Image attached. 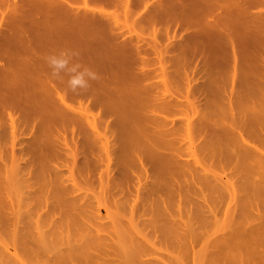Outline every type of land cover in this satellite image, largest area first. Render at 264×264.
I'll return each mask as SVG.
<instances>
[{"label":"rangeland","instance_id":"1","mask_svg":"<svg viewBox=\"0 0 264 264\" xmlns=\"http://www.w3.org/2000/svg\"><path fill=\"white\" fill-rule=\"evenodd\" d=\"M12 1L13 0H2V2H1V0H0V9L1 10L4 9V11L6 13L3 12V11L2 12L6 14V16H5V14H3L6 18H9L11 16V14L9 15V13H11L12 11H10L9 8L13 6V5H11L12 4ZM17 1L19 2L20 0H17ZM142 1L144 2L145 0H142ZM142 1H141L140 4H138L134 0L132 5H130L128 8H125L123 5L121 6L118 3L119 0H117L116 3H118V4L113 3V4L103 5L102 6V9L104 10L105 13H109L110 14L109 15L110 17H108V18L109 19L112 18L113 21L110 20L111 24H114V27L116 26L119 30H121L119 32H125L124 33L125 36H124V34L122 36H120V34H117V38L115 39V42H117L116 40H118V42L119 41L121 42L122 40H126L125 39V37H126V38H128V40H126L125 42H127V41H129V39L131 40L133 38L132 40H134V42H135L134 45H136V43H138V44L140 43L139 45H141V44L144 45V48L147 49V52L144 49H143V52H145V57L147 59H149L148 62L150 63V64H148V66L145 67V68H147V71L146 72L144 71V72L147 73L149 71L150 73H152V75L150 73L148 75V73H147V76L149 78L152 77V80L150 79L152 82H155V83H158L159 84V85H155V84H153V85L155 87L158 86V88H156V90H158V92L161 94V96H164L165 95L166 97L167 96L177 97V99H179L180 101H182V102L184 101L185 104L182 105V106H184L185 108L183 107L184 108L183 109L182 107H177V108L173 107L175 110L176 109L178 110L180 108L179 110H182V111H172L173 109L166 108V107H158V108L156 107L155 108V107H153V106H155V104L156 105L157 104H161V103H159L160 100H158V101L151 100L149 102V101H145L146 99H143L144 96L140 95L142 97V99L144 100V102H147L146 103L147 107L150 108V109L152 108L153 110L152 109L151 110L150 109H146V108H144L145 111L144 110H139L138 109L139 107L134 102H131L129 100L128 103H126L127 105H126L125 109L129 111V113L131 114V116H128L127 118H125V120H127V119L129 121L133 120V122H136V124H138V127H139L138 130H142L145 134H148L149 133L148 135H151V137H157L156 136L157 134H155L154 136H152V134H150L152 132V130H150V131L148 130V129H151V128L153 129V127H151L152 124H150V126H149L150 128L145 127L144 124H146V123L143 121V124H142V121H140V118H139L141 116H138L139 113L138 114H135V113H137L138 111H141V114L140 115H142V114H145V115L152 114L154 116V114H155L156 117L157 116H160L159 118H161V119H164L165 118L166 121H168V120H175V121L179 122L180 120H183V119L187 118L189 120L192 119L194 122H196L198 120L197 122L200 123L199 120L200 119H205V118L197 119V118H199L197 114L198 113L202 114L201 113L202 111L199 110V109H196L195 107H197V105L201 103L203 105H200V107H201L200 109L203 110V108H205V109L207 108L208 109L207 111L209 112V114H206V116H208V117L205 116L206 117L205 122H209L207 120H210L211 121V124H214L215 122L213 123L212 120H211L212 117L214 116L213 117V120L214 121H215V119L216 120H219L220 119V122H223L224 123V126L225 127L227 126L228 129H231V127L234 126L231 130H229V132L237 131L238 133H240V131H238V129L241 128L243 125H241V126L238 127V126H236L237 125L236 123L242 124L243 123V120L244 119H247L248 116H246L247 118L246 117H241V115L243 114L242 113L243 112V109L240 110L238 107L243 108V104H246L248 102H249L250 105H252L253 103H256L257 101L260 102L259 99L262 100V101H264L263 100L264 98H262V96L261 97H258V98L257 97L255 98V96H259V94H258L259 93V90H258L259 88H260V92H262L264 90V89L262 90V88H264V82H263L264 80L261 81L264 78V77H262V76H264V66H263V63H261L257 58H254V59H252V58L250 59L249 58L248 59V57H245V55H244L243 57H238L237 58V61H238V66L237 67H238V69H237V71H234V66H235L236 63H234V59L235 58H234V55H233L232 48L230 46L227 48V47H224V46L221 45L222 47L221 46H218V47H216L217 49L214 48L215 51L213 50L214 52H211L209 54V56H208L209 59H207L206 63H207V66L209 68V75L206 76V74L202 73L203 71H201V72L199 71L200 64H201L200 54H198V55L196 54V56L194 57V56H192L190 54V50L188 48H184V50H183L184 52H181V50H177L179 52H177V51H164V46L168 43L169 40H172V41H174V40L177 41L178 40L177 42H180L181 40L186 39L183 42L188 41V37H186V35H189L191 33L190 31H188L191 28H189L187 30H184L183 29V32L181 33L182 30L181 31L179 30L181 28L180 27H177V25H175L174 23L171 24V22L169 21V19H168L169 16H170L169 11H162L161 14L156 15L154 17H153L152 14H151L152 16L146 14L147 12L144 10L145 8L143 7L144 4L142 3ZM150 1L151 0H149L147 2L149 3ZM147 2H145V3H147ZM16 4H17V2H16ZM156 14H158V13L156 12ZM147 15L148 16H151V18H149ZM154 15H155V13H154ZM180 15H182V14H180ZM201 15L204 18L205 17L206 18L208 17V15H204V14H201ZM0 17H1V15H0ZM4 25H7V22H5ZM171 25H175L178 28V30L175 29V27H172ZM0 26H2V27H0L1 28L0 29V32H2V33H0V35L2 34L1 35L2 37L0 36V43H2L4 39L7 41V38L8 37H7V35H5L6 34L5 31L8 30V27L6 26V28H5L3 25H0ZM169 26H170V28H169ZM117 28H115V29H117ZM172 29L173 30L175 29L177 31H180V33H178L176 31V33H178V35L176 34V38H178V39H176L175 37H172L170 39L168 38V35L171 36V34H174V33H172V32H174ZM170 30H172V32ZM168 31H169V33L170 32L171 33L170 34L167 33ZM116 32H118V30H116ZM180 36H181L182 39L180 38ZM9 38H8V40H10ZM173 38H175V39H173ZM131 41H129V42H131ZM215 42H218V44L220 43L219 40H217ZM2 44H0V45H2ZM15 44H13V45H15ZM130 44H128V45H130ZM213 44L214 43H212V46H213ZM131 46H132V44H131ZM215 46H213V47H215ZM133 48H134V46H133ZM137 49H135V51H137ZM19 51H18V57H17L18 59H19V56H22V58H24V59L29 58L28 57V55H29L28 52L29 51H25L24 50L25 53H22L23 52L22 50H19ZM140 52H142V51H140ZM143 52L141 54H143ZM5 53H7V52H5ZM5 53L2 54V52H1V55H0L1 56L0 57V66L4 65L5 63H7V62H5V61H7V59L5 60L6 57H4V58L2 57V56H5ZM136 53L137 52H135V55H134L135 58L142 59V57H144L139 52H138L139 53L138 55ZM12 54H14V53L12 52ZM24 55H25V57H24ZM240 55H242V54H240ZM238 56H239V54H238ZM16 60L17 59L15 58V61ZM140 62L142 63V61H139L138 63L135 62L136 65L135 64L133 65L134 68L133 67L130 68L131 66H129V65H132V64L127 65V68H125V66H124L125 69L123 71L121 70L120 71L121 74L118 77H116V78H120L121 79V82L124 81L125 84H123V85H125L128 89L134 88V89H138L139 90L140 89L139 87H141V85L143 84V81H140L142 79H140L139 77H141L140 75L143 76V72L142 71L145 68H141V67H144L145 65L143 66ZM14 63H16V62H14ZM143 63H145V62H143ZM201 65H203V64H201ZM204 67L206 69H208L206 66H204ZM205 68H203V69H205ZM249 70H251V72L255 75L254 77H252V78L251 77H248V74L247 73L249 72ZM245 71H247L246 74L244 73ZM25 72L26 71H23L22 73L24 74ZM24 75H26L27 78L30 76V75H28V73L27 74H24ZM200 75H203V76L205 75V76L203 78H201ZM144 76H143V78L147 77V76H145V77ZM65 77L67 78V76H65ZM249 78L252 79V80H250ZM8 80H9V77L4 72H1L0 71V83H1L0 85H5ZM150 80H148V81L151 82ZM203 81H205V83L207 84L206 87H205V89L207 88L206 90L203 87V86H205L203 84L204 83ZM149 82L146 81V83H148V84H149ZM188 83H190V85H194V90L193 89L191 90V88H189L190 85ZM200 83L203 84V86H201V87L198 86L201 89L197 88V85H196V84H199L200 85ZM252 84H253V86L255 84V88L254 89L251 86H249V85H252ZM143 85L146 86L145 84H143ZM153 85H150V86H153ZM256 86H257V88L258 87L259 88L257 89ZM249 87H251V88H249ZM150 88L151 87H149L147 90H149ZM195 88H197L198 90H200V92L198 93V90L197 89L195 90ZM153 89L155 90V88L153 87L149 91L151 92V91H153ZM248 89H251L253 92L251 90H248ZM140 90H143V89H140ZM203 90H205V95L207 97L205 95H203V96H205L206 99L204 97H199L201 95L200 94L201 91H203ZM207 90H208V93H207ZM214 90L216 92L217 91H220V92L213 93ZM255 90L257 92H254ZM155 92L156 93H152L151 94L152 97L154 96V94H155V96H157L158 92L157 91H155ZM195 92L198 93V94H195ZM227 93L229 94L228 96L230 98H228ZM254 93H256V94H254ZM160 94H158V95H160ZM214 94H219L220 96L221 95L222 96L221 97L218 96V95L215 96ZM252 94H254V95H252ZM262 94H264V91L262 92ZM151 95H149V96H151ZM155 96L152 99H156ZM225 96L228 99H226ZM219 97L220 98L223 97L221 103L218 102ZM145 98H147V97L145 96ZM200 98H204V99H200ZM246 98H248V100H246L247 102L245 101ZM253 98H255V99H253ZM148 99L149 98H147V100ZM160 99L163 100V97H160ZM249 99L252 100V101H254V100H257V101L251 102ZM203 100L205 101L204 103H206V101H207V103L205 105L208 104L205 107H202V106H204V103H202ZM152 101H154L153 102V106H152ZM214 101L216 102V104H215ZM156 102H158V103H156ZM148 103H150L149 106H151V107L148 106ZM186 103L189 104L190 106L187 105ZM217 104H219L220 106H225L224 107V111H225V117L224 118H222V114H224V112L223 111H220V110H223V109H220L219 110V108H221V107L216 108L214 106V105L219 106ZM130 105L132 107H135V109H133L131 107V110H130V107H129ZM141 105H139V106H141ZM231 105L236 106V108L238 110V111L236 110L237 112L242 111L239 116H237V114H236V116H235V114H233V108H231V107H234V106H231ZM246 105H248V104H246ZM253 105H255L254 107H260V106H258L259 104H257V105L256 104H253ZM261 105H263V104H261ZM92 106H93V104L90 105V106H88V107L91 108ZM166 106H168V105H166ZM249 106H247V107H249ZM191 107H194V109L196 110V112H193L192 110H194V109L191 108ZM90 108L87 109V110H91V111H88V114L90 116H94L93 118L96 117L97 119H98V117L99 118L101 117V119L105 118V117H102V115H101L102 113L99 114L100 113L99 111L101 110L100 107H98L99 109H97V108H91L90 109ZM159 108H160V110H162L161 108H163V109L166 108V109H170V110L169 111L168 110L164 111L165 110L164 109L163 111H160ZM171 108H172V106H171ZM214 108H215V113L218 112L216 115L213 113L214 112V110H213ZM226 108H228V109H226ZM132 109L135 110V111H133ZM256 109H258V108H256ZM197 110L198 111H201V112H197ZM230 110L232 111V114L234 116L232 114L230 115V113H231ZM245 110H246V108H245ZM2 111L0 110V160L2 161V162L0 161L1 162L0 163V169L2 168L3 171H2V169L0 170V189L2 188V191H3V193L5 195H3L2 191L0 190V220L2 221V222L0 221V264H10V261L13 262L11 264H29V263H31V264H60V262L62 264H66V263L67 264H72V263H74V264L75 263L76 264H80L79 263L80 261L82 263H85V264H87V262H89V264H92L93 262H95L94 264H99V263L100 264H145L143 261L144 260L146 261L148 259H150L151 262H154L155 260H157V261L160 262V263L155 262L154 264H170V263L171 264H194V263H196V264H198V263L199 264H202V263L203 264H207V263L208 264L209 263H211V264H218V262L221 261L220 259H222V264H264V248L261 246L263 248L262 249L260 247V245H257L256 242H255V241H257L258 244L263 243V241H260V239H258V236L262 240L264 239V227H262V226H264V222L261 221V220H264V212L262 213V211H264V209H263L264 208V205H263L264 203H261V202L264 201V194L260 193V190L261 189H263V190H261V192L264 191V185H262V186L259 187L260 183H263L264 184V182H258V180H261L262 181V179L264 178V176H263L264 175L263 174L264 172H262L264 170L261 171V169H260L261 164H259V162L262 159H260V161L259 160L257 161L258 158H254L255 155L253 156L251 154L252 152L251 153H248L245 150H243V152H242V149H241L242 146L241 145H243V144L240 141H236L235 144H237V146L234 145V147H232L233 146L232 144L234 143V140L229 141L230 139H232V137H229V134H231V133L228 134V132H226V130H224V132H223V131H221L219 129V132H212L211 126L208 127L206 125L207 129H210V130H208V133H211L212 132L211 134H209L207 136L206 135H203L204 136L203 139L205 141L203 144L206 145V151L205 152H202V154H201L200 153V151H201L200 149H198L197 151H195L194 149L196 147L194 148V146H192V147H190V149H187V150L182 151V152H184V153L186 152V154H188V155L184 156L185 158H181L183 156L180 155L181 157H179L177 159H174L175 160L174 162H172L170 160V158H172V160L174 158V156L171 155L173 153H170V152H173L172 149L174 147H176V145L175 146L170 145V146H172V148L171 149L168 148V149H170L172 151L167 150L166 152H163L164 150H162V149H165L166 147H163V148H158L157 147V149H156V147L154 146L152 140H149V141L146 140V139H149L150 137L138 139L140 142H142L141 139H145L144 140V141H146L145 144H148L149 145V149H147L146 147H144L143 150H145V148H146V150H149L148 151L149 153L151 151V153H153L155 156H156V153L159 152V150H161L163 152L162 154L159 153V155L157 156V158L160 157L159 158L160 160L162 158V161L165 162L164 164L167 165L168 167H170L168 170H164L165 168H163L164 167L163 164L162 165L161 164H153L154 166H151L152 163H155L152 160V157L153 156H152L151 153H150L151 155H149V156H152V157H150V159H151L150 161H152V162H150V163L148 162L150 165L147 164L146 162L149 161V157H146L147 155H144L143 156L142 154H140L141 155L140 156L139 154H134V153H144V151L140 152L139 150H138V152H136L137 151L136 150V151H134V153H130V154H134L133 156H129L130 154L128 155V157L137 158V160H135V164H134V160L128 158L127 156H125L126 158L123 157L121 159L120 158L114 159L115 155L114 154H111L110 157L112 156V159L109 158V160H113L114 162L110 161L111 162V165H110V167H108V165L110 164V162H109L108 159L107 160L105 159L106 161H104V158H106V156L104 155V158H103V155H102L103 154L102 152H105L106 153V151H104V149L102 150L101 149L102 147L100 145H97L98 143L95 144V145H93L94 146L92 148L93 149L92 150L93 151V154H90L91 152L90 153H87V151L91 150V148H89V150H86V149L84 150L83 149V146H81L82 147V152H83V150L86 151V153H87V154H85L86 156L85 155H81V154H84V152L81 153L80 151H78V152H76V153H78L77 155L76 154H73L77 158L75 156L72 157L71 153L69 152L70 151L69 149H71L73 147H70L69 148V145L70 146H73L74 144H76V145L79 144L78 145L79 147L76 146V145H74V146H76L74 149H78L79 150V148H81L79 141L81 140V142H83L82 137H80L79 134L78 135L77 134L73 135V133H70V130L64 129L65 126H63L64 128L62 129L64 131H60L61 127H60V129H58L57 127L62 126V124H53V122H52L53 119L52 118H50V121H48L49 122L48 123L49 126L48 125L46 126L49 129H45L44 130V126L46 124L44 122H46V121L42 122L41 121L42 118L39 119L40 116L39 117L36 116L34 112H31V111L23 112L22 116L25 117L29 122H25L27 120H24V122L21 123L20 126H19L20 129L17 131V132H20V134H16V135L13 136L12 135L13 134L12 133V127H10L9 124L7 123V117H6L5 114L3 115L5 119L3 118L2 114L4 112H2ZM203 111H206V110H203ZM210 111L213 113V115L211 114ZM227 111H228V113H227ZM247 111H249V110H247ZM250 111H252V110H250ZM262 111H264V107L262 108V110H260V112H262ZM102 112H107V111H104L102 109ZM143 112H146V113H143ZM158 112H160V113H158ZM255 112H256V110H254V112H252V113L251 112L248 113V112H245L244 111L245 115H249V118L253 121V122H249V123H254L253 127L255 129H257V130H254L253 132H255L256 135H259L260 134V136H261V137L259 136V139H257L258 140V143L259 142H262V144H264L263 143L264 141H261L260 140V139H263L264 138L263 137L264 135H261V134H264V128L262 127L264 125V120H263L264 117H262V116H264V114L263 113H260L258 111L260 114H262L260 116L256 112V114L258 115L257 119L259 117H261L259 119H262L263 118L262 121L256 122L257 120H253V118H255V116H254L255 114H253V113H255ZM203 113H206V112H203ZM228 114H229V116H228ZM251 115H252V117L253 116L254 117L251 118ZM112 116L113 115H111V117H107V119H106L107 121L105 122V125L107 124L108 121H110V119L112 118ZM232 116H233V119H231ZM147 117L144 116V119L147 118ZM117 118H119V117H117ZM1 119L4 120V124L3 125H5V126L1 125L2 124ZM44 119H46V118H44ZM195 119H197V120H195ZM236 119H238V120L242 119V121H238ZM250 119H248V120H250ZM46 120H48V119H46ZM104 120L102 122H104ZM117 120H118V123H113V121L111 122L113 124V126H109L108 125L109 126L108 128H110V129L106 128L108 130V133H107L108 135L110 134L109 131H111V133H113V131L114 132H116V131L119 132L120 131L119 133H121V131L123 132V130H119V128H120L119 125H122L121 129H123L124 128V123H125L126 126L129 125L128 127H130V126H132V124H134V123H131V125H130V124H128L129 121H127V124H126V122H123L120 119H117ZM5 121H6V123L8 125L5 124ZM201 121L204 122V120H201ZM244 121H246V120H244ZM40 122H41V124H38ZM114 122H116V121H114ZM216 122L219 123V121H216ZM246 122H248V121H246ZM260 122L263 124V125L261 124V127L262 128L260 126H258L259 125L258 123H260ZM249 123H247V124H249ZM101 124H102L101 128L105 127V125H103L104 123H101ZM201 124L202 123H200V125ZM147 125H149V124H147ZM217 125H219V127H220V124H217ZM244 125H246V124H244ZM98 126H100V123H99ZM134 126L135 127L130 128V129H132L131 131H133V130L135 131V128H136L137 125L134 124ZM255 126H258V127H255ZM225 127H223L222 130ZM236 127H237V130L236 129L234 130V128H236ZM247 127H249V128H247ZM247 127H245V128H246V130L249 129V133L244 134L245 133L244 131H246L245 129L243 131L241 130V133L244 134V135L242 134V137L244 139L249 140L248 138H250V139L252 138V134H251L250 130L253 127H252L251 124L249 126H247ZM157 128L161 129L162 127L161 126H158V127L154 128V129H157ZM218 128L216 127V129H218ZM54 129H56V130H54ZM57 129L61 133V134H59V136L60 135H61V137L64 136V139H66L67 143L70 142L68 145H65L66 144L65 143L66 141L61 142L62 141L61 138L58 137L57 135H55V132L57 131ZM202 129H201V131H202ZM204 129L207 130L205 127H204ZM126 130H128V128L127 129L124 128V132ZM205 130H204V133L203 132H201V133L208 134V133H205V132H207ZM43 131H44V133H46V135L43 133ZM67 131H69V132H67ZM131 131H128L127 133L130 134ZM136 131H137V129H136ZM181 131H182L181 132L182 134H180L181 137L178 136V138L180 139V140H178V142L182 140V143H183V142H185V141H187V140H189L191 138H192V140L193 139H196V135L197 134L195 135V133L193 132L195 130H193L191 132H189V131L186 132V131H183V130H181ZM146 132H148V133H146ZM153 132H155V131L153 130ZM179 132H176V133H178L177 135H179ZM63 133H64V135H62ZM119 133H116V134H118V135H116L117 137H121L123 135V134H119ZM140 133L141 132H139L138 134H140ZM157 133H159V132H157ZM187 133H189V134H187ZM214 133H216V134H214ZM217 133H220L219 134V137H216V136H218ZM226 133H227L229 139H228V137L226 135L224 137V134H226ZM132 134H135V133L133 132ZM160 134H162V133H160ZM233 134H235V136L233 138H235L236 136H240L239 134L237 135L236 132H234ZM52 135H54V136H52ZM86 135H88V134H86ZM113 135L110 136V137L112 138ZM162 135H164V134H162ZM166 135H169V134H166ZM171 135H173V134H171ZM174 135L176 136V134H174ZM73 136H74V140L72 138V140H73L72 141L69 138H71ZM133 136H134V139H135L137 135H133ZM158 136H161V135H158ZM175 136H172V137L178 139ZM205 136L207 138H211L212 141L210 139L207 140V138ZM212 136H214V137H212ZM221 136H223L224 138H222ZM84 137H88V136H84ZM117 137H114V139L117 138ZM124 137L126 138L127 136H124ZM124 137H121V138L124 139ZM142 137H143V135H142ZM246 137H248V138H246ZM45 138H46V140H45ZM56 138H60V139L58 140ZM121 138H118V139H121ZM159 138H161V137H158L157 139L159 140ZM19 139H20L21 142L19 141ZM40 139H43L44 140V141L41 140V142H49V141H51L50 143H46L47 145L48 144H50V145L52 144L51 146H53L52 147V150L50 152L48 150L51 147H49V149L47 151L45 150V149H47V146L44 145L45 147L42 148L43 149L42 151H45V155L48 158H46L43 155L44 153H42V151L39 150V149H41V148H39V146L38 147H34V146H36L35 143L40 142ZM51 139L54 140L55 142H58V143H55L53 141V143H54L53 144ZM88 139H86V140H88ZM152 139H153V141L156 140L154 138H152ZM164 139H167V138H164ZM168 139L169 140H172V139H170V137H168ZM183 139H185V140H183ZM201 139H202L201 137L200 138H197V141H194L193 140V143L194 144L195 143L197 144ZM93 140L96 143L97 140H95V139H93ZM126 140H128V139L126 138ZM237 140H239V138ZM13 141H14V143H13ZM17 141H19V143ZM22 141H24V142L22 143ZM114 141H116V140H112L110 146L115 145L113 143ZM201 141H203V140H201ZM214 141H216V142L214 143ZM59 142L62 143V144H60ZM136 142H138V141H136ZM136 142H134V144H136ZM227 142L229 144L231 143L230 146H228L229 144ZM87 143H88V141H86L85 145L88 147L89 145ZM91 143H93V142H91ZM116 143L117 144L115 146H113V148L114 149H117V151L115 150V152H117V154H118V155H116V157H117V156L121 155V154L118 153V151L121 153V151L119 150V149L122 148L121 146L126 147V146H128V144L125 146V145L122 144L123 142H121V145L119 146L120 148H116V146H118V141ZM126 143H128V142H126ZM159 143H161V142H159ZM162 143L160 145H158V146H161L162 147V145H163ZM200 143H202V142H200ZM10 144L14 145L13 148L11 147L12 145H10ZM17 144H19V145H17ZM145 144L144 145L142 144V145L145 146ZM166 144H169V143H166ZM179 144H181V143L179 142L177 145L179 146ZM216 144H217L218 147L215 146ZM27 145H29V146H27ZM131 145H133V144H130L127 149H129V148L132 149L131 148ZM138 145L140 146V144H138ZM40 146L42 147L43 145H40ZM86 146L84 148H86ZM163 146H165V145H163ZM200 146H203V145H200ZM14 147H16L17 149L14 148ZM25 147H26V149H24ZM90 147H92V146H90ZM97 147H99L101 151L100 150L98 151V148ZM236 147H238L241 150L235 149ZM62 148H65V150L62 149ZM110 148H112V147H109V149ZM138 148L140 149L142 147H137V146L134 147V149H138ZM178 148L179 147H176L177 151H179ZM183 148H185V146H183ZM212 148L217 149V153H220V152H222V153L221 154H218L219 156L218 155L215 156L216 153L214 154L212 152ZM261 148L263 149L264 147H261ZM33 149H37L38 152L35 151V153H40L39 156L40 155L43 156V158H42L43 159V163L45 161H46L45 163L50 162L49 163L50 166L47 167V165L45 163H44L43 166H40L39 164H41V163H39V162L36 165V162H37L36 159L39 160V158L33 156L34 159H35V161L32 159V154L34 152ZM74 149H72V152L75 151ZM114 149H112V150L114 151ZM127 149L122 150V151L128 153V150ZM134 149H132V150H134ZM13 150H14V152H17L18 154L15 153L16 155H13L11 153V152H13ZM94 150H96V151H94ZM174 150H175V148H174ZM20 151L21 152H24V153H19ZM29 151H31V153ZM177 151H175L174 154H177V156H179V154L177 153ZM192 151H193V154H194L193 156L189 154ZM236 151L237 152L238 151H241L243 154L242 155H240V154L237 155V152ZM262 151H264V150H261V152ZM94 152H96V153H94ZM209 152L211 154H209ZM241 152H239V153H241ZM27 153H28V155L31 154L30 155L31 157L28 156ZM65 153H66V155H65ZM97 153H98L99 156H95V155H97ZM244 153H246V154H244ZM9 154H10L11 157L9 156ZM21 154H22V156H21ZM23 154H25V156ZM123 155H125V154H122L121 156H123ZM19 156H21V157H19ZM42 156H40V157H42ZM242 156H245L247 158L242 157ZM142 157L143 158L146 157L147 160L146 159H143ZM215 157H218V159H216V161L214 160ZM45 158L47 160H50V161L44 160ZM127 158L129 160H131L132 164L136 165L137 167L134 166V165H130V164L127 165L128 168H127V166H123V165H120V164L119 165L118 164L116 165L115 162H117V161H115V160L120 159V160H118V163H120L121 160H128ZM138 158H140V159L138 160ZM180 158H181L182 161L188 162L192 166H194V165L196 166V167H193V168H196L197 169V171L193 170V171H195L194 172L195 173L194 176L197 175L196 178L194 176H191V175H193V174H191V173H193V172H191L193 168H190V171L189 172H191V173H189V175L191 176V178H189L190 176H188V174L185 172L186 170H183L182 169L183 167H179L178 166V165L182 166V164H178L177 163L174 167H171L170 166V165L173 166V164L176 161L180 160ZM196 158H197L198 161H194L193 160V159H196ZM42 159L40 158V160H42ZM86 159L89 162H87ZM101 159H103V160L100 161ZM154 159H156V158H154ZM243 159L245 161L250 160V162L249 161L248 162L250 164L252 162V165H249L247 162H243L244 161ZM28 160L29 161L32 160V162H35V164H33L31 161L28 162ZM72 160L74 162H72ZM81 160H83V161H81ZM144 160H146V161H144ZM160 160H158L159 163H160ZM217 160H219V162H217ZM255 160L257 161V163L255 162ZM24 161H26V162H24ZM65 161H66V164L64 163ZM103 161H104V163H103ZM138 161L139 162L142 161L141 162V165H140V163L137 164ZM53 162L60 163V164H56V163H53ZM71 162H72L71 167H69V169L71 170L70 171L68 169L67 165L70 164ZM79 162H80V166L81 167H84V170H83V168H81L79 166ZM90 162H91V166L86 167L87 164L89 165ZM131 162H129V161H127V162L126 161H122L121 163L125 165V163L127 164V163H131ZM185 162H183V163H185ZM191 162L192 163H195V164H192ZM212 162H214V163L212 164ZM10 163L13 164V165H10ZM83 163L86 164V165H84ZM92 163H93V165L95 167L92 166ZM100 163H103L104 165H102ZM106 163H109V164L106 166L105 165ZM205 163H206V165H205ZM210 163L212 165H214L213 166L214 168H210V166H212V165H210ZM28 164H29V166L27 167ZM53 164L54 165L56 164L55 167H53L54 166ZM63 164H65V166ZM59 165H62V166H59ZM72 165H74V166H72ZM96 165L97 166H100V167H97ZM207 165L208 166L210 165V166L208 167ZM68 166H70V165H68ZM129 166L131 168H129ZM157 166H163V167L158 168ZM203 166H204V168L207 167V169L210 171V173L207 170H204L203 171V169H202ZM251 166H253V167H251ZM5 167L8 170L5 169ZM16 167H18V168H16ZM21 167L24 168V170L22 169L23 172H24V174H23V172H21L22 171L21 170ZM44 167H45V169H44ZM46 167L48 168V170H47ZM72 167H73V169H75V171L72 169ZM90 167H92V168H90ZM106 167H108L107 169H110V171H112L109 174L110 177L107 175L108 178H106V174L105 173H102V172H105V170H106V173H107L108 170L106 169ZM123 167L125 168V170H124ZM152 167L154 169L157 168L156 171L158 169H159V171L163 170L161 172H164L163 173L164 175L162 174V176H160L162 179H160V177L152 176L153 174L154 175H157L156 172H152V171H154V170H152ZM168 167H166V169ZM186 167H190V166L186 163ZM215 167H216V169H215ZM254 167H256L255 169L258 171L257 173L254 172V169H253ZM54 168H56V169H54ZM88 168L89 169H92V171L91 170L89 171ZM100 168H101V170H100ZM114 168H115V171H114ZM13 169H15V170H13ZM120 169H122L124 171H121ZM198 169H199V171H198ZM212 169H215L217 171V173H216V171H214ZM263 169H264V167H263ZM35 170H38V171H35ZM67 170H68V173L69 172L72 173V174L70 173V176L67 175L68 174L66 172ZM130 170H131L132 173L130 172ZM19 171H20V173H19ZM87 171L90 172V173H88ZM96 171H97L96 174H98V175L94 174ZM120 171H121L122 174L119 173ZM136 171H138L137 173L140 172V175L141 176H144V178H141L143 180L140 179V176H139V174L136 173ZM166 171H168V173L171 172V174H169V175H172L174 173L175 175H178V176H173L175 178L174 179L172 176H168L167 174H165V173H167ZM84 172H86V173H84ZM100 172H101V175L99 174ZM113 172H114V174H113ZM203 172L204 173H207V174L205 175ZM52 173H53V175H52ZM80 173H82V175ZM211 173H215L222 182L223 181H226V180L229 181L230 179L232 181H234L235 182V185H232L234 183L231 184L232 181L227 182V183H229V185L231 184L233 186L232 188H234V190H235V191L232 190L233 192L239 194V196H241L240 194H242V196H244L243 198L245 200H247L248 202L246 203L245 200L243 198L238 197L237 194H233V196H237L238 198L237 197H229V196H232V195H229V194L233 193V192L229 191L230 190V187L227 186V189H226V185H224L225 182L222 183V182L218 181L219 179L217 180V178L216 179L212 178L211 176H215V175H211ZM103 174H105V176H103L105 178L102 179L100 176H102ZM201 174L204 175L205 179H202L203 176H201ZM62 175L64 177H66L65 179H67V182H66V180L64 179V177ZM86 175L88 176L87 178H86ZM111 175L114 178H111L112 177ZM165 175L168 176L167 178L172 177L174 180H177L179 178V176H181L182 179L179 178L177 180L178 181V185L176 184L177 181L174 182L171 178L169 179V180H172V182L174 184H176V185H174L175 187L172 184H168V183H171L170 181H168V183H166L168 185H165V183H164L165 181H164L163 182L164 184H162L163 188H164V186H165V188H166V186L168 188L166 190L164 189V191H162L163 188H161L162 190L160 191V186H157V185H159L160 183H162L163 180H167L165 178ZM96 176H98V178ZM157 176H159V175H157ZM59 177L62 178L65 182H62ZM193 177H194L195 180L193 179ZM48 178H50V180ZM53 178H56V179L53 180ZM68 178H70V180H68ZM84 178H86V179H84ZM99 178H101V179H99ZM225 178H227V179L225 180ZM228 178H230V179H228ZM106 179H107V181L111 179L113 182L112 181H110V182L108 181L107 182ZM138 179H140V180H138ZM199 179H201L202 182L204 181V183H201V181ZM208 179H210V180L212 179L215 183H218V185H216V187H214L215 184L213 183V181L211 180V183L209 184L210 180L208 181ZM187 180H188V182L186 183ZM31 181H32V184H33L32 185V188H30ZM58 181H59V183H58ZM97 181H99L98 182L99 185H98V183H96ZM138 181L139 182L142 181L141 183H144V184L146 183V184L145 185L143 184L142 185L143 187H142L141 186V183H139ZM179 181H180V184H179ZM34 182H36V184ZM117 182H118V184H117ZM191 182H193V184L195 186ZM53 183H55V184H53ZM67 183L69 185L72 184L71 186L74 188V191H72L73 188L68 189V187H67L68 184ZM108 183H110L109 185L111 187L108 185ZM198 183L200 184L199 186L196 185ZM219 183H222V184H219ZM241 183L243 184L242 187L239 186V184H241ZM41 184H42V186H41ZM135 184H137V187H136ZM211 184H214V186H211ZM63 185L66 186L65 189H64L65 186H63ZM83 185H84V187H83ZM118 185H122V186H118ZM123 185H125V186H123ZM139 186L142 187V188H139ZM221 186H222V188H220ZM205 187H208V188H205ZM236 187H237V190H236ZM239 187H241L243 190L242 189L240 190ZM244 187H246L245 190H244ZM256 187H258V190L259 191L257 190ZM138 188H139V190L136 191ZM219 188H220V191H222L221 189H223L225 191H222L220 194H218L219 190H217V189H219ZM38 189H40V190H38ZM60 189H62V191ZM118 189H120L119 192H117ZM215 189H216V192H214ZM43 190H44V193L41 192ZM59 190H60V192H59ZM127 190H129V192H126ZM133 190H135V191L133 192ZM173 190L175 192L177 190L179 191V193H178V191L176 192L178 194L177 195L178 197L176 196V193L173 192ZM146 191H149V192H146ZM199 191L202 194H200ZM210 191L213 192L214 195L212 193H210ZM71 192H72L73 195L76 196V197L74 196V198H73L75 201H73L72 198H69V197L73 196L71 194ZM223 192H226V193H223ZM122 193H124L125 195L124 194L123 195H120ZM157 193L160 195V197L158 196ZM181 193H182V196H181ZM8 194H9V196H6ZM60 194L61 195L63 194V196H65L66 198L64 197V199H63V196H61ZM88 194H90V195H88ZM97 194H99V195L97 196ZM109 194H111V195H109ZM127 194H129V195H127ZM169 194H171V195H169ZM260 194H261V196H260ZM103 195L104 196L108 195V196H106L107 197L106 198ZM115 195H118L119 197H117ZM215 195H216V197H215ZM4 196L6 197V199L4 198ZM166 196H168V197L166 198ZM179 196H180V198H179ZM208 196H209V198H206ZM219 196H221V198ZM57 197H58V199H57ZM115 197H117V198L116 199H113ZM175 197H177V198H175ZM182 197H185V199L182 198ZM257 197H259V198H257ZM44 198L46 199V201H45ZM75 198H77V199H75ZM109 198H111V199H109ZM135 198L137 200V204H136V201L134 202V199ZM146 198H148V199H146ZM164 198H166V199H164ZM229 198L230 199L231 198H235L236 201H234V199H233L232 201H234V202H232L231 204L230 203H227V202H230L231 201V200H229ZM130 199H133V201L132 200L131 201H128ZM176 199L179 202H177V201L174 202V200H176ZM205 199H206V202L208 203V205L204 201ZM208 199L211 200L210 201L211 204L209 203V200ZM237 199H240V203L242 202L241 205H242L243 209H240V210L242 211V210L245 209L244 212H241L240 211L241 212L240 213L235 208L236 205H238V203H237L238 200ZM254 199H258L257 200V201H259L258 204L259 205L262 204V205L259 206L254 201ZM52 200H54V201H52ZM82 200H84V201H82ZM111 200H113V201H111ZM118 200L120 202V205H117V204H119ZM219 200H221V201H219ZM251 200H253L254 202L251 201ZM65 201H67V202H65ZM146 201L148 203L145 205L144 203H146ZM201 201H202V204H201ZM5 202H7V203L5 204ZM58 202H60V203H58ZM188 202H189V204H188ZM251 202L252 203H255V204H251ZM61 203H63V205ZM108 203H109L110 206L108 205ZM111 203H112V205H111ZM134 204H136V205H139L140 204L138 207L135 208L136 210H134V207L133 206H136ZM248 204L250 205L249 206L250 208L248 207ZM9 205H12V206L9 207ZM47 205H49V206H47ZM165 205H168V208L166 206L167 209L165 208ZM198 205H199V207H198ZM228 205H230V207ZM251 205H253V206H251ZM6 206H7V209H6ZM118 206H121V207L120 208H117ZM142 206H144V208L145 207H148V209L147 210L146 209H143ZM178 206H180V208ZM208 206H210V207H208ZM3 207L5 208V210H4ZM163 207L166 210H168L167 211L168 214H169V212H171V216L169 214L170 217H168V214H165L167 212H166V210ZM228 207L230 208L229 210H228ZM108 208L111 211H109ZM226 208H227L226 211H228V212H225L224 213L223 210H225ZM239 208H241V207H238V209ZM251 208H253V209H251ZM59 209H60V211H59ZM64 209H66V210L64 211ZM171 209H173V210H171ZM174 209H176V210L174 211ZM205 209H208V210H205ZM231 209H234L236 211L231 210ZM248 209H249V211H248ZM38 210L40 211L39 213H38ZM116 210H117V212H116ZM149 210H151V211H149ZM209 210L210 211H213V212H210ZM220 210H221V212H220ZM82 211H83V214H85V215H83L81 213ZM131 211H132V213L135 212V216L136 215L137 216L136 217H133L134 215L132 213H130ZM145 211H146V213H144ZM183 211H185V212H183ZM204 211H205V213H204ZM250 211H252L257 216L256 217L254 215L256 217V220L257 221L254 220V218H252V216H250V214L253 215V213L250 212ZM13 212H15V214L17 213V215H18V219L17 220H15V218H16L17 215H15ZM113 212H115V213H113ZM141 212L144 213V215ZM226 213H227V215H226ZM239 213L242 215L241 217H243L244 215L245 216H248V218L243 217V219L245 218V220H246L245 223H244L243 220H239L240 221L239 224L237 223L238 220H236V219H238L237 218L238 216H236L235 214H237V215L240 216ZM244 213H249V214L246 215ZM129 214H131V216H129ZM184 214L187 217H185ZM212 214H214V215H212ZM44 215H45V217H44ZM49 215H50L51 218L49 217ZM86 215H87V217H85ZM175 215H176V217H174ZM220 215H222V216H220ZM234 215H235V218H234ZM78 216H80V217L78 218ZM212 216H215L216 218L214 219V218H212ZM226 216L230 218V221L229 220H226V219H228V218H226ZM1 217H2V219H1ZM94 217L97 218V219H95ZM128 217H130V218H128ZM172 217H173V220L172 219L169 220V218H172ZM183 217L184 218H187V219H184ZM208 217H210V218H208ZM241 217H239V219H242ZM100 218H102L101 219L102 221L99 220ZM110 218H111L112 221L110 220V222H109V219ZM139 218L142 219V220H140ZM233 218L235 219L234 220L235 222H233V220H232ZM83 219H85V221ZM128 219H129V221H127ZM174 219L178 220V222H179V225L176 226V228L174 226V222H176V220H174ZM179 219H180V221H179ZM182 220H183V222H181ZM193 220H196L197 223L195 221H193ZM94 221H96V223ZM103 221L104 222H107L106 224L110 228H107L106 225L104 227V224L105 223L102 224ZM132 221H134V222H132ZM136 221H140V222L139 223H136ZM161 221H163V222H161ZM198 221H201L202 223H199ZM223 221H224V223H223ZM260 221L263 222V223H261V225L259 223ZM84 222H85V224H84ZM92 222H93V224L94 223L96 224V225L95 224L93 225L94 227L91 226L92 225ZM191 222L193 224L190 225ZM241 222H243V223H241ZM250 222H251V224H250ZM256 222L259 223V224L257 225ZM17 223H20V225L17 224ZM22 223H23V226H22ZM81 223H82V225H81ZM126 223H128V225ZM158 223H160V224H158ZM180 223H182V224H180ZM194 223H196V224H194ZM203 223H204V226H202ZM234 223H237L239 226L237 224L235 225ZM15 224H17V225H15ZM97 224H100V225L102 224V226L101 227L99 225L97 226ZM129 224L135 226V227H132L131 226L132 228H135V229H131V227H130ZM134 224H136V225H134ZM144 224H146V226ZM153 224H155L154 227L152 226ZM156 224H158L159 227ZM170 224H172L171 226L173 228L170 226ZM197 224L199 225V227H196V226H198ZM226 224H228L229 227H231V228H227V229H230L229 231L231 233L235 229H238L239 230L240 227L243 228L242 230L240 228L241 231H235V233L233 232L234 235L238 234V235H236V237L237 236L239 237V235H240L239 232L241 233L240 236H242L245 233L247 234V235H243L242 236V239H239V241H241L240 244L235 243L236 241L234 240L233 243H235L236 245L238 244L237 246L240 245L239 246L240 247L239 249L235 246L236 249H237L236 252H233L232 251V248L231 247H234L233 245L231 247L230 246H227V245H223L222 247L219 246V245H221L220 244L221 242H226V241L225 240L224 241L223 240L219 241L220 240L219 239L220 237H218V236H220V233L221 232L220 231H217V233L219 232V234H217L218 235L217 236L215 230H218V229L219 230H224L223 229V225H224V228H225V225ZM240 224H241V226H240ZM18 225L20 227H18ZM242 225H244V226L247 225V227H243ZM254 225H255L256 229L254 228ZM27 227H28V229H26ZM89 227H93V229H91ZM226 227H228V226H226ZM248 227L249 228L251 227V228L249 229ZM260 227L263 228V233H256L255 230H257V228L260 229ZM105 228H107L108 230H106ZM141 228H143L144 230L141 229ZM160 228H161L162 231L160 230ZM178 228H181V229L177 230V231H179V233L176 234L175 233L176 231L174 232L172 229L176 230ZM262 228L260 230H262ZM14 229H15V231H13ZM86 229L87 230L88 229L91 230V231H89V234H88V231ZM102 229H105L106 232L102 231ZM149 229H151V230L149 231ZM182 229H184V230H182ZM248 229L250 231H248ZM37 230L39 232H41V233H37L38 232ZM132 230L134 232L137 231V233L136 234L133 233ZM195 230L198 232L197 235L194 234L195 233ZM252 230H254V231L251 232ZM16 231H18V232H16ZM107 231H109V233H107ZM138 231L141 232V233H144V234H141L142 236H140V234H138ZM147 231L149 233L150 232H155V233L149 234ZM183 231H185V233H183L184 235L182 236V233L181 232H183ZM229 231H227V232H223L222 231L223 233H221V236H222L221 239H224L223 237H224L225 234H227V236L228 235H231L230 233L228 234ZM92 232H94V233L92 234ZM95 232L98 234V236H97V234ZM172 232H174V233H172ZM210 232H213V233H210ZM259 232H262V231H259ZM207 233L208 234H211V235H207V236H209V238H208V241L209 242L206 244L207 246L204 247L205 239H207V237L204 239V236H206ZM94 234H96V235H94ZM103 234H105V235H103ZM162 234H164L163 236H166V237H164V239L160 238V237H162ZM172 234H175V235H172ZM222 234H224V235H222ZM250 234L252 235L253 238H256V240H253L252 238H250L251 237ZM156 235H158V236H156ZM177 235H179V237H181L179 239H183V240L184 239H187L188 241L186 240V241H184V243H183L182 240L178 241V238H177L178 236ZM185 235H186V237H185ZM146 236L149 237V239H147ZM227 236H225V238ZM232 236H233V234L229 238H233ZM150 237H152V238L155 237L156 240L154 238L151 240ZM182 237H185V238H182ZM188 237H189L190 240H192L191 242L188 239ZM210 237H213V238L210 239ZM248 237L250 239H252V240L251 241H248V240H250ZM100 238H101V240H100ZM144 238H146L145 241H144ZM169 238H171L172 240L169 239ZM216 238L219 239V240H217ZM229 238H227V239H229ZM246 238H248V240ZM97 239H99V240L97 241ZM141 239H143L142 242H141V244L144 247H146L145 249L143 247V250L141 249L142 252H146V255L149 254V253H147V251H150V249H151V251L154 250L153 252H155V251L156 252L154 254L153 253L149 254V256L143 255V253L141 251H139V253H138L137 250L135 249L137 247L134 246V244L136 243L135 241H137V240L140 241ZM147 240H149V241H147ZM162 240H165V242L162 241ZM168 240H169V242H167ZM214 240H216V242H214ZM92 241H97V242H94V244H91ZM156 241H158V242L156 243ZM218 241L220 243H218ZM149 242H152V243H149ZM193 242H195V243H193ZM244 242H245V244H244ZM248 242L249 243L251 242L250 245L248 244ZM217 243L219 244L218 246L220 248L217 246ZM136 244H138V241H137ZM228 244L230 245L231 243L228 242ZM139 245L140 244H138V246ZM211 245H212V247H210ZM245 245L246 246L249 245V246L246 247ZM215 247H217V248H215ZM225 247H227V249H225ZM24 248H25V250H24ZM140 248H142V247L139 246V249L138 250H140ZM154 248H156V249H154ZM229 248L231 249V251H229L230 250ZM6 249H8L9 252ZM132 249L136 250L138 259H137V256H134L135 255L134 254L135 252H133ZM173 249L177 250V251L174 250L175 252H177V254L174 253V251H172ZM195 249L200 250L199 251V255L200 256H198V252L195 251ZM204 249H206V251ZM193 251H195L196 253H194ZM261 251H263V252H261ZM90 253L94 254L96 258L94 257V255H92ZM156 253H158V254H156ZM193 253L194 254H197V255L194 256ZM212 253H214L213 256H212ZM8 254H9V257H7ZM28 254H31V256L28 255ZM60 254H62V255L60 256ZM99 254H105V255H103V257H102V256H99ZM208 254H210L211 256H209ZM220 254H221V257H220ZM63 255H64V257H62ZM150 255L151 256L157 255V257L154 256L152 258ZM162 255H165V256H162ZM203 255H204V257H203ZM53 256H55V258H53ZM77 256H80V259H78L79 257H77ZM166 256H169V257H167L168 259H166ZM262 256H263V258H262ZM10 257H13L14 259L11 258L12 260H10ZM15 257H17V258H15ZM50 257H52L51 259H53V260H50ZM61 257H62V259H60ZM82 257H83V259H81ZM139 257L140 258L144 257V258L143 259H140ZM206 257H209V259H207L208 261L210 260L209 262H205V261H207L206 260ZM89 258L92 259V260L89 261ZM98 258H101L100 259L101 262L98 261V260H96ZM201 258H204V259L202 260ZM47 259H49V260H47ZM70 259H72V260H70ZM60 260H62V261H60ZM74 260L76 262H74ZM135 260H136V262H134ZM168 260L170 261V263H168ZM8 261H9V263H8ZM28 261H30V262H28ZM66 261H69V262H66ZM104 262H107V263H104ZM108 262H112V263H108ZM146 264H149V263H146ZM219 264H221V262Z\"/></svg>","mask_w":264,"mask_h":264},{"label":"bare ground","instance_id":"2","mask_svg":"<svg viewBox=\"0 0 264 264\" xmlns=\"http://www.w3.org/2000/svg\"><path fill=\"white\" fill-rule=\"evenodd\" d=\"M22 3H21V2ZM19 2L16 0H13L12 1V4L11 5H13L12 7H10L9 8V10L10 11H12L11 13H9V15L11 14V16L9 17V18H6L5 16H6V12L4 11V9L3 10H1L0 9V15H1V17H0V25H3L5 28H6V26L8 27V30H6L5 28V32H6V34L5 35H7V37L10 39V40H8V38H7V41L5 40H3V44L2 43H0V44H2V45H0V55H1V52H2V54L3 53H5V52H7V53H5V56H2L3 58L4 57H6L5 58V60L7 59V61H5V62H7V63H5L4 65H2V66H0V71L1 72H4L8 77H9V80L7 81V83L5 84V85H0V110L2 111V112H4L3 114H2V116L5 114L6 115V117H7V123L9 124V126L10 127H12V135L14 136V135H16V134H20V132H17L19 129H20V124L21 123H23L24 122V120H27L25 117H23L22 116V114H23V112H27V111H31V112H34L35 113V115L36 116H40L39 117V119L40 118H42L41 119V121L42 122H44V121H46V122H44V123H46L45 124V126H44V130L45 129H49L48 127H46L47 125H48V121H50V118H52L53 119V124H62V126H59V127H57L58 129H60V127H61V129H60V131H64V130H62L64 127L63 126H65V128L64 129H68V130H70V133H73V135H75V134H79L80 135V137H82V140H83V142H81V140L79 141L80 142V147L81 146H83V149L85 150H89V148H91V150H89V151H87V153H90V154H93V145H95V144H97V145H100L102 148V150L104 149V151H106V153L105 152H102L101 154L103 155V158H104V155L106 156V158H104V161H106L107 159L109 160V158H111L112 159V156L110 157V155L111 154H114L115 155V157H116V155H118L117 154V152H115V150L117 151V149H114L113 148V146H115L117 143V141H118V146H116V148H120L119 146L121 145V142H123L122 144L123 145H127L128 144V146H126V147H124V146H121L122 148L121 149H119L120 151H121V153L118 151V153L119 154H125V155H123V156H121V155H119V156H117L116 158L114 157V159H117V158H126L125 156H127L128 157V155L130 154V153H134V151H136V152H138V150L140 151V152H142V151H144V153H134V154H142L143 156L144 155H147L146 157H149V161H147L146 163L147 164H149L150 162H152V161H150L151 159H150V157H152V160L155 162V163H152V165L151 166H154L153 164H163V166H157L158 168H161V167H163V168H165L164 170H168L170 167H168L167 165H165L164 163L165 162H163L162 161V158H161V160L159 159V158H157V156L159 155V153H163V152H166L167 150H169V151H172L173 150V152H170V153H173V154H171L172 156H174V158H173V160H172V158H170V160L172 161V162H174L175 160L174 159H177V158H179V157H181V156H183V157H181V158H185L184 156H186V155H188V154H186V152L184 153V152H182V151H184V150H187V149H190V147H192V146H194V150L195 151H197L198 149H200L201 151H200V153L202 154V152H205L206 151V145H204L203 143L205 142L204 141V136L203 135H209V134H211L212 132H219V129L221 130V131H223L224 132V130H226V132H228V134L229 133H231V134H229V137H232V139H230L229 141H232V140H234V143L232 144L233 146L232 147H234V145H236L237 146V144H235V142L236 141H240L243 145H241L242 146V152H243V150H245L246 152H248V153H251L253 156H254V158H258L257 159V161L259 160L260 161V159H262L260 162H259V164H261V166H260V169H261V171L262 170H264L263 169V167H264V151H262L261 152V150H264V148L262 149L261 147H264L263 145L264 144H262V142H259L258 143V140L257 139H259V136H260V134L259 135H256L255 134V132H253L254 130H257V129H255L254 127H253V125H254V123H249V122H253L250 118H249V115H245V113H244V111L245 112H254V110H256V112H257V114L258 115H262V114H260V113H263L264 114V111H262V112H260V110H262V108L264 107V101H262V100H260L259 99V101L260 102H258L257 100H254V101H252V100H250L251 102H255V101H257L256 103H253V104H259L258 106H260V107H254L255 105H250L249 104V102L248 103H246L247 101L246 100H248V98H246L245 99V103L246 104H248V105H246V104H243V108H240V107H238L240 110L241 109H243V112L242 111H240V112H237L238 110H237V108H236V106H234V105H231V106H234V107H231V108H233V114H235V116H236V114H237V116H239L240 115V113L242 112L243 114L241 115V117H246V116H248V118L247 119H244V120H246V121H248V122H246V121H244L243 120V123L242 124H238V123H236L237 125L236 126H241V125H243L241 128H239L238 129V131H240V133H241V130L243 131L244 129L246 130V128L245 127H247V126H249L250 124L252 125V127L254 128H252L251 130H250V132H251V134H252V138L250 139V138H248V137H246V138H248L249 140H246V139H244L243 137H242V134L243 133H238L237 131H233V132H229V130H231L233 127H231V129H228V127L226 126H224V123L223 122H220V119L219 120H216L215 119V121L213 120V117H212V122L214 123V124H211V121L210 120H207V121H209V122H205V119H206V117H208V116H206V114H209V112L207 111L208 109L206 108H203V110H206V111H203L202 109H200L201 107H200V105H203V104H198L197 105V107H195L196 109H199V110H201V111H198L197 110V112H201L202 114H200V113H198L197 115H198V117L199 118H197V119H200V118H205V119H200L199 121H200V123H202L201 125H200V123H198L197 121V119H195V120H197L196 122H194L192 119L191 120H189V119H187V118H185V119H183V120H178L179 122H177V121H175V120H168V121H166L165 120V118L164 119H161V118H159L160 116H155V114H154V116L152 115V114H149V115H145V114H142V115H140L141 114V111H138L137 113H135V114H138L139 113V115L138 116H141V117H139L140 118V121H142V124H143V121L146 123V124H144L145 125V127H147V128H150L149 126H150V124H152V126L151 127H153V129L151 128V129H148L149 131L150 130H152V132L150 133V134H152V136H154L155 134H157L156 136L157 137H151V135H148L149 133L148 132H146V133H148V134H145L142 130H138L139 129V127H138V124H136V122H133V120H131V121H129L128 119L127 120H125V118H127L128 116H131V114L129 113V111L128 110H126L125 109V107H126V103H128V101L130 100L131 102H134L138 107V109L139 110H144V108H146V109H150V108H148L147 107V105H146V103L147 102H144V100L143 99H146L145 101H151V100H156V101H158V100H160L159 101V103H161V104H155V106H153V102L154 101H152V106L153 107H166V108H170V109H173L172 111H182V110H175L173 107H175V108H177V107H184V106H182V105H184L185 103H184V101L182 102V101H180L179 99H177V97H172V96H161V94L158 92V90H156V88H158V86L157 87H155L153 84H155V85H159L158 83H155V82H152L151 80H152V77H148L147 76V73H148V75H149V71L147 72V73H145L146 71H147V68H145L146 66H148V64H150L148 61H149V59H147L146 57H145V52H143V49L147 52V49H145L144 48V45H139L138 43H136V45H134V40H130L129 39V41H131V42H129V41H127V42H125L126 40H128V38H126L125 37V39L126 40H122L121 42L119 41L118 42V40H116L117 42H115V39L117 38V34H120V36H122L125 32H119V31H121V30H119L116 26L114 27V24H111V22H110V20L111 21H113L112 20V18L111 19H109L108 17H110L109 15V13H105L104 12V10L102 9V6L103 5H107V4H113V3H115V4H120L121 6L123 5L125 8H128L130 5H132L133 4V1L134 0H119V2L118 3H116L117 2V0H20ZM141 1L142 0H135V2L136 3H138V4H140L141 3ZM147 1H149V0H147ZM146 0L143 2L142 1V3L144 4L143 5V7L145 8L144 10L147 12L146 14H148V15H153V17L154 16H156V15H159V14H161V12L162 11H169V13H170V16H169V21L171 22V24H175V25H177V27H180L181 29H179L180 31H181V33L183 32V29L184 30H187V29H189V28H191L190 30H188V31H190L191 33L189 34V35H186V37H188V41H185V42H183L184 40H186V39H183V40H181L180 42H177L176 40H174V41H172V40H169L168 41V43L164 46V51H177V50H181V52H184L183 50H184V48H188L189 50H190V54L192 55V56H196V54L198 55V54H200V61H201V64H203V65H201L200 64V69H199V71L201 72V71H203L202 73H204V74H206V76L207 75H209V68H208V66H207V63H206V61H207V59H209V54L211 53V52H214L215 51V49H217L216 47H218V46H224V47H231L232 48V51H233V55H234V63H236L235 64V66H234V71H237V69H238V61H237V58L238 57H243L244 55H245V57H248V59L250 58H252V59H254V58H257L261 63H263V66H264V0H151L149 3L147 2ZM1 2H2V0H1ZM16 2H17V4H16ZM145 2H147V3H145ZM5 12V13H3V12ZM144 11V12H145ZM155 11V12H154ZM9 12V11H8ZM7 12V13H8ZM156 12L158 13V14H156ZM2 13V14H1ZM154 13H155V15H154ZM3 14H5V16L3 15ZM180 14H182V15H180ZM201 14H204V15H208V17L206 18H204V17H202V15ZM147 15V16H148ZM151 15V16H152ZM151 16H148L149 18H151ZM5 22H7V25H4L5 24ZM113 25V26H112ZM175 25H171L172 27H175V29H177L178 30V28L175 26ZM0 27H2V26H0ZM114 27V28H113ZM115 28H117V29H115ZM169 28H170V26H169ZM1 29V28H0ZM173 30L174 32H172V30H170L172 33H174V34H171V36L170 35H168V38L170 39V38H172V37H175L176 38V34L178 35V33H180V31H177V30ZM116 30H118V32H116ZM4 31V30H3ZM176 31L178 32V33H176ZM8 32V33H7ZM170 32V33H171ZM0 33H2V32H0ZM167 33H169V31L167 32ZM169 33V34H170ZM189 33V32H188ZM4 34V33H3ZM2 35V34H1ZM0 35V36H1ZM116 35V36H115ZM124 36H125V34H124ZM2 37V36H1ZM5 38V37H4ZM167 38V39H168ZM175 38H173V39H175ZM180 38H181V36H180ZM185 38V37H184ZM176 39H178V38H176ZM182 39V38H181ZM114 40V41H113ZM217 40H219V42L221 43H219L218 44V42H215V41H217ZM10 41V42H9ZM133 42V43H132ZM16 43V44H15ZM132 44V46H131V44ZM212 43H214L213 44V46H215V47H213L212 46ZM13 44H15V45H13ZM128 44H130V45H128ZM170 45V46H169ZM133 46H134V48H133ZM138 46V47H137ZM221 46V47H222ZM138 48V49H137ZM141 48V49H140ZM213 48V49H212ZM215 48V49H214ZM63 49H71V50H74V51H76V52H78L79 53V62L81 63V64H83V65H85V66H88V67H90V68H92L96 73H97V75H98V79L97 80H95V81H91L90 83H91V87L86 91V92H83V93H81V94H79V95H77V94H73V93H71V92H69V91H67V78L64 76V78H63V81H61V80H59V79H57V78H54V77H52L51 76V70L47 67V65H46V63H45V56H47L48 54H50V53H53V52H59L60 50H63ZM135 49H137V51H135ZM19 50H22L21 52L22 53H25L24 52V50L25 51H31L30 53L28 52V57L29 58H27V59H24V58H22V56H19V59L17 58L18 57V51ZM134 50V51H133ZM214 50V51H213ZM140 51H142L143 52V54H141L142 52H140ZM188 51V50H187ZM12 52L15 54H12ZM20 52V51H19ZM135 52H137L136 54L138 55L139 53L141 54V55H143L144 57H142V59H138V58H135ZM139 52V53H138ZM177 52H179V51H177ZM7 54V55H6ZM238 54H239V56H238ZM240 54H242V55H240ZM17 55V56H16ZM140 55V56H141ZM1 57V56H0ZM24 57H25V55H24ZM15 58L17 59L16 61H15ZM14 60V61H13ZM147 60V61H146ZM134 61V62H133ZM139 61H142V65L144 66V67H141V68H145L142 72H143V76L145 75V76H147V77H145V78H143V76L142 75H140L141 77H139L140 79H142V80H140V81H143V84H145L146 86H144L143 84L141 85V87H139L140 89H143V90H138V89H134V88H130V89H128L125 85H123V84H125L124 83V81L123 82H121V79L120 78H116V77H118L120 74H121V70L123 71L125 68H127V65H129V64H132V65H129V66H131L130 68H132L133 67V65L135 64L136 65V63H138ZM199 61V62H200ZM14 62H16V63H14ZM22 62V63H21ZM136 62V63H135ZM143 62H145V63H143ZM21 63V64H20ZM140 64V65H141ZM124 66H125V68H124ZM203 66V67H202ZM204 66H206L208 69H206ZM136 67V66H135ZM134 68V67H133ZM203 68H205V69H203ZM23 71H26L27 73H28V75H30L28 78L26 77V75H24V74H27L26 72L23 74L22 72ZM145 71V72H144ZM205 71V72H204ZM119 73V74H118ZM145 73V74H144ZM245 74L247 73V71H245L244 72ZM151 75H152V73H150ZM248 74V77H254L255 75L251 72V70H249V72L247 73ZM253 74V75H252ZM205 76V75H204ZM203 75H200V77L201 78H203L204 77ZM26 77V78H25ZM262 77H264V76H262ZM66 78V79H65ZM206 78V77H205ZM151 79V80H150ZM250 79V78H249ZM148 80H150L151 82H149ZM250 80H252V79H250ZM264 80V78L261 80V81H263ZM146 81L147 82H149V84L148 83H146ZM254 81V80H253ZM252 81V82H253ZM145 82V83H144ZM190 82V81H189ZM204 83V85L205 86H203V84L202 83H200V85L199 84H196L197 85V88H199V87H201V86H203L204 87V89H205V87H206V83H205V81H203ZM249 82V81H248ZM256 82V81H255ZM254 82V83H255ZM264 82V81H263ZM1 84V83H0ZM189 85H190V83H188ZM257 84V83H256ZM150 85H153V86H150ZM195 85V86H196ZM3 86V87H2ZM125 86V87H124ZM151 87V88H155V90L153 89V91H149V90H151V88L149 89V90H147L149 87ZM199 86V87H198ZM249 86H251L253 89L255 88V84H254V86H253V84L252 85H249ZM144 87V88H143ZM193 87V88H192ZM202 87V88H203ZM251 87H249V88H251ZM146 88V89H145ZM189 88H191V90L193 89L194 90V85H190L189 86ZM197 88H195V90L197 89ZM256 88H257V86H256ZM259 88V87H258ZM257 88V89H258ZM128 89V90H127ZM199 89H201V88H199ZM207 89V88H206ZM205 89V90H206ZM264 88H262V90H263ZM198 90V89H197ZM205 90H203V91H201V95L199 96V97H204L205 99H206V95H205ZM248 90H251V89H248ZM259 90V96H255V98L257 97H261L262 96V98H264V94H262V92L264 91H262V92H260V88L258 89ZM149 91V92H148ZM155 91H157L158 92V94H160V95H158L157 94V96H155V94H154V96L156 97V99H152L153 97H152V93H156ZM252 91V90H251ZM197 92V91H196ZM195 92V94H198L199 92H200V90H198V93H196ZM218 92H220V91H215L214 90V92L213 93H218ZM253 92V91H252ZM254 92H257L256 90L254 91ZM203 93V94H202ZM207 93H208V90H207ZM261 93V94H260ZM151 95V96H149V95ZM249 94V93H248ZM254 94H256V93H254ZM254 94H252V95H254ZM257 94V95H258ZM140 95H142V96H144V98L142 99V97L140 96ZM203 95H205V96H203ZM215 96L216 95H218V96H220L219 94H214ZM229 94L227 93V96H228ZM251 95V94H250ZM249 95V96H250ZM145 96L147 97V98H149L148 100H147V98H145ZM222 96V95H221ZM220 96V97H221ZM248 96V95H247ZM160 97H163V100H161L160 99ZM169 97V98H168ZM219 97V100H218V102H220L221 103V101H222V98H220ZM226 97V96H225ZM159 98V99H158ZM204 98H200V99H204ZM217 98V97H216ZM228 98H230L229 96H228ZM227 97H226V99H228ZM255 98H253V99H255ZM261 98V99H262ZM213 99V98H212ZM211 100V99H210ZM214 100V99H213ZM264 100V99H263ZM166 102V103H165ZM205 101L203 100V102L202 103H204ZM215 102V101H214ZM231 102V101H230ZM145 103V104H144ZM156 103H158V102H156ZM206 103H207V101H206ZM206 103H204V106H202V107H205V106H207V105H205ZM93 104V106L91 107V108H97V109H99L98 107H100V113L99 114H101L102 115V117H105V118H103V119H101V117L99 118L98 117V119L95 117V118H93L94 116H90L89 114H88V111H91V110H87L88 108H90V107H88V106H90V105H92ZM142 104V105H141ZM165 104V105H164ZM187 104V103H186ZM191 104V103H190ZM215 104H216V102H215ZM261 104H263V105H261ZM139 105H141V106H139ZM150 105V103H148V106ZM161 105V106H160ZM166 105H168V106H166ZM187 105H189V104H187ZM192 105V104H191ZM217 105H219V104H217ZM222 105V104H221ZM246 105V106H245ZM250 105V106H249ZM171 106H172V108H171ZM190 106V105H189ZM199 106V107H198ZM216 108H219V107H221V108H219V110L220 109H223V110H220V111H223L224 112V114H222V118H224L225 117V111H224V107L225 106H216V105H214ZM247 106H249V107H247ZM130 107V110H131V105L129 106ZM142 107V108H141ZM149 107H151V106H149ZM253 107V108H252ZM262 107V108H261ZM90 108V109H91ZM133 109H135V107H132ZM166 108H161L162 110H160V108H159V110L160 111H166V110H170V109H166ZM185 108V107H184ZM183 108V109H184ZM191 108H193L194 109V107H191ZM229 108V107H228ZM228 108H226V109H228ZM245 108H246V110H245ZM256 108H258V109H256ZM102 109L104 110V111H107V112H102ZM129 109V108H128ZM132 109V110H133ZM152 109V108H151ZM150 109V110H151ZM225 109V110H226ZM126 110V111H125ZM153 110V109H152ZM158 110V109H157ZM214 110V114L216 115L217 113H215V108L213 109ZM237 110V111H236ZM247 110H249V111H247ZM250 110H252V111H250ZM133 111H135V110H133ZM145 111V110H144ZM193 112H196V110L194 109V110H192ZM231 111V110H230ZM235 111V112H234ZM260 113H259V112ZM155 112V111H154ZM153 112V113H154ZM203 112H206V113H203ZM211 112V111H210ZM256 112L255 113H253V114H255L254 116H255V118H253L252 117V115H251V118H253V120H257L256 122H258V121H262V119H259V118H261V117H259L258 119H257V117H258V115L256 114ZM104 113V114H103ZM130 115H129V114ZM143 113H146V112H143ZM158 113H160V112H158ZM213 113L211 112V114L213 115ZM227 113H228V111H227ZM247 113V114H248ZM250 113V114H251ZM134 114V113H133ZM132 114V115H133ZM232 114V111H231V113H230V115ZM232 114V115H233ZM104 115V116H103ZM108 115V116H107ZM111 115H113L112 116V118L110 119V121H108L107 122V124L105 125V122L107 121L106 119H107V117H111ZM123 116V117H122ZM137 116V115H136ZM137 116V117H138ZM143 116V117H142ZM144 116L145 117H147V118H145L144 119ZM206 116V117H205ZM228 116H229V114H228ZM234 116V115H233ZM233 116H232V118L231 119H233ZM117 117H119V118H117ZM262 117H264V116H262ZM3 118H4V116H3ZM25 118V119H24ZM44 118H46V119H48V120H46V119H44ZM114 118V119H113ZM144 120H143V119ZM5 119V118H4ZM55 119V120H54ZM105 119V120H104ZM117 119H120L121 121H123V122H126V124H127V121H129V123L128 124H130L131 125V123H134L135 125H137L136 126V128H135V131L133 130V131H131L132 129H130V128H132V127H135L134 126V124H132V126H130V127H128V126H126L125 125V123H124V128H128V130H126L125 132H124V128L123 129H121V127H122V125H119L120 126V128H119V130H123V132L121 131V133H119V132H114L113 131V133H111V131H109V133L111 134H107L108 133V130L106 129V128H108L109 126H113V124L111 123L112 121H113V123H118V120ZM229 119V118H228ZM227 119V120H228ZM248 119H250V120H248ZM104 120V122H102ZM149 120V121H148ZM201 120H204V122L203 121H201ZM235 120V119H234ZM236 120H238V119H236ZM264 120V119H263ZM1 121H2V124L1 125H3L4 124V120H2L1 119ZM97 121V122H96ZM114 121H116V122H114ZM148 121V122H147ZM216 121H219V123H217ZM238 121H242V119H240V120H238ZM25 122H29L28 120L27 121H25ZM51 122V123H52ZM60 122V123H59ZM122 122V123H123ZM245 122V123H244ZM6 123V121H5V124L6 125H8ZM99 123H100V126H98L99 125ZM101 123H104L103 125H105V127H103V128H101V126H102V124ZM205 123V124H204ZM228 123V122H227ZM240 123V122H239ZM247 123H249V124H247ZM38 124H41V122L40 123H38ZM147 124H149V125H147ZM196 124V125H195ZM198 124V125H197ZM217 124H220V127H219V125H217ZM229 124V123H228ZM244 124H246V125H244ZM256 124V123H255ZM259 124V125H258ZM257 125L258 126H260L261 127V122L260 123H258ZM109 125V126H108ZM157 125V126H156ZM206 125L208 126V127H210L211 126V128H212V132L211 133H208V130H210V129H207V127H206ZM214 127H213V126ZM217 125V126H216ZM232 125V124H231ZM263 125V124H262ZM3 126H5V125H3ZM39 126V125H38ZM42 126V125H41ZM49 126V125H48ZM158 126H161L162 128V130L161 129H159V128H157V129H154V128H156V127H158ZM202 126V127H201ZM207 129V130H205L204 129V127ZM258 126H255V127H258ZM46 127V128H45ZM69 127V128H68ZM117 127V126H116ZM201 127V128H200ZM216 127L218 128V129H216ZM223 127H225L223 130H222V128ZM244 127V128H243ZM251 127V126H250ZM263 128H264V125L262 126ZM261 127V128H262ZM18 128V129H17ZM100 128V129H99ZM205 131H207V132H205V133H208V134H203L204 133V130ZM247 128H249V127H247ZM57 129V131L55 132V135H57L58 137H60L61 138V142H63V141H66V139H64V136H62L61 137V135L59 136V134H61L60 133V131ZM106 129V130H105ZM108 129H110V128H108ZM136 129H137V131H136ZM201 129H202V131H201ZM237 130V127L236 128H234V130ZM54 130H56V129H54ZM153 130L155 131V132H153ZM181 130H183V131H186V132H191V131H193V130H195V131H193L194 133H195V135H196V139H193L194 141H197V138H202L201 140H203V141H199L197 144L195 143H193V140H192V138L191 139H189V140H187V141H185V142H183L182 143V140L181 141H179L181 144H179V146L177 145L179 142H178V140H180L179 138H178V136L179 137H181V135L180 134H182L181 132ZM216 130V131H215ZM260 130V129H259ZM128 131H131V133L130 134H128L127 132ZM180 131V132H179ZM248 131V132H247ZM46 132V131H45ZM50 132V131H49ZM67 132H69V131H67ZM135 133V134H132V133ZM139 132H141L140 134H138ZM157 132H159V133H157ZM168 132V133H167ZM176 132H179V135H177L178 133H176ZM201 132H203V133H201ZM222 132V133H223ZM234 132H236L237 133V135L239 134L240 136H236L235 138H233L234 136H235V134H233ZM245 133L244 134H246V133H249V129L248 130H246V131H244ZM43 133H44V131H43ZM88 134V135H86V134ZM116 133H119V134H123L121 137H124V136H127L126 138L128 139V140H126V138L124 137V139H122L121 137H117L116 135H118V134H116ZM160 133H162V134H164V135H162V134H160ZM45 135H46V133H44ZM53 134V133H52ZM114 134V135H113ZM126 134V135H125ZM143 135V137H142V135ZM166 134H169V135H166ZM171 134H173V135H171ZM174 134H176V136L174 135ZM187 134H189V133H187ZM214 134H216V133H214ZM219 134L220 133H217V135L218 136H216V137H219ZM243 134V135H244ZM50 135V134H49ZM62 135H64V133L62 134ZM107 135V136H106ZM113 135V137L111 138L110 136H112ZM129 135V136H128ZM133 135H137L136 136V140L134 139V136ZM158 135H161V136H158ZM201 135V136H200ZM225 135L228 137V135H227V133L226 134H224V137H225ZM261 135H264V134H261ZM52 136H54V135H52ZM84 136H88V137H84ZM93 136V137H92ZM167 136V137H166ZM172 136H175V137H177L178 139H176V138H174V137H172ZM205 136V137H206ZM12 137V136H11ZM91 137V138H90ZM95 137V138H94ZM110 137V138H109ZM114 137H117V138H115L114 139ZM148 137H150L149 139H146L147 141H149V140H152V142H153V144H154V146L156 147V149H157V147L158 148H163V147H166L165 149H162V150H164L163 152L161 151V150H159V152H157L156 153V156L153 154V153H151V151H150V153L152 154V156H149V155H151L148 151L149 150H146V148L147 149H149V145L148 144H145V142L146 141H144L145 139H141V141L142 142H140L138 139H140V138H148ZM158 137H161V138H159V140L157 139ZM168 137H170V139H172V140H169L168 139ZM172 137V138H171ZM212 137H214V136H212ZM222 138H224L223 136H221ZM229 137H228V139H229ZM261 137V136H260ZM264 137V136H263ZM14 138V137H13ZM44 138V137H43ZM48 138V137H47ZM55 138V137H54ZM60 138H56V139H60ZM72 138H73V140H74V136L73 137H71V138H69V139H71L72 140ZM84 138V139H83ZM89 138V139H88ZM118 138H121V139H118ZM152 138H154V139H156L155 141H153V139ZM163 138V139H162ZM164 138H167V139H164ZM207 138V137H206ZM239 138V140H237ZM64 139V140H63ZM86 139H88V140H86ZM93 139H95V140H99L98 142L96 141V143H95V141L93 140ZM174 139V140H173ZM208 139H210L211 140V138H207V140ZM214 139V138H213ZM264 139V138H263ZM263 139H260L261 141H264ZM41 140H43V139H40V142H41ZM45 140H46V138H45ZM52 140V139H51ZM72 140V141H73ZM112 140H116V141H114L113 143L115 144V145H113V146H110L111 145V142H112ZM120 140V141H119ZM134 140V141H133ZM167 140V141H166ZM177 140V141H176ZM183 140H185V139H183ZM226 140V139H225ZM19 141H20V139H19ZM19 141H17L18 143H19ZM44 141V140H43ZM53 141L54 140H52V143H53ZM70 141V140H69ZM85 141V142H84ZM86 141H88V147L85 145V143H86ZM101 141V142H100ZM136 141H138V142H136ZM212 141V140H211ZM228 141V140H227ZM21 142V141H20ZM24 141H22V143H23ZM37 142V143H35V145L36 146H34V147H38L39 146V148H41V149H39L40 151H42L43 149V147H45V146H47V149H45L46 151L49 149V147H51L48 151L50 152L51 150H52V147L53 146H51L50 144H46V143H50L51 141H49V142ZM55 142V141H54ZM91 142H93V143H91ZM126 142H128V143H126ZM134 142H136V144H134ZM156 142V143H155ZM159 142H163L162 144L163 145H165V146H163L162 145V147L161 146H158V145H160L161 143H159ZM175 144H174V143ZM200 142H202V143H200ZM216 141H214V143H215ZM11 143V142H10ZM13 143H14V141H13ZM55 143H58V142H55ZM60 143V142H59ZM66 144L65 145H68L69 143H67V141L65 142ZM76 143V142H75ZM166 143H169V144H166ZM228 143V142H227ZM238 143V142H237ZM264 143V142H263ZM21 144V143H20ZM28 144V143H27ZM54 144V143H53ZM60 144H62V143H60ZM73 144V143H72ZM130 144H133V145H131V148L132 149H134V147L135 146H137V147H142V148H138V149H134V150H132V149H127L128 147H129V145ZM138 144H140V146L138 145ZM145 144V146H143V145ZM229 144V143H228ZM231 144V143H230ZM230 144L228 145V146H230ZM262 144V145H261ZM10 145H12V144H10ZM17 145H19V144H17ZM16 145V146H17ZM40 145H43L42 147L40 146ZM45 145V146H44ZM74 145H76V144H74ZM70 146L69 145V148L70 147H73V148H71V149H69L70 151V153H71V155H72V157L73 156H75V155H73V154H78V153H76V152H78V151H80L81 153H83L84 152V154H81V155H85V154H87L86 153V151H84L83 150V152H82V147L81 148H79V150L78 149H74L76 146H78V145H76V146ZM86 146V148H84L85 146ZM135 145V146H134ZM170 145H173V146H175L176 145V147H179L178 149H179V151H177V149H176V147H174L175 148V150H174V148L172 149V150H170L171 148H172V146H170ZM185 146V148H183V146ZM200 145H203V146H200ZM13 146L14 145H12L11 147L13 148ZM21 146V145H20ZM24 146V145H23ZM27 146H29V145H27ZM32 146V145H31ZM64 146V145H63ZM90 146H92V147H90ZM148 146V147H147ZM168 146V147H167ZM187 146V147H186ZM201 148H200V147ZM215 146H217V144L215 145ZM240 146V147H241ZM33 147V148H34ZM65 147V146H64ZM79 147V146H78ZM77 147V148H78ZM109 147H112V148H110L109 149ZM144 147H146L145 148V150L148 152H146L145 150H143V148ZM181 147V148H180ZM189 147V148H188ZM199 147V148H198ZM218 147V146H217ZM14 148H16V147H14ZM32 148V147H31ZM88 148V149H87ZM98 148V151L100 150V148L99 147H97ZM168 148H170V149H168ZM204 148V149H203ZM17 149V148H16ZM24 149H26V147L24 148ZM62 149H64L65 150V148H62ZM72 149H74L75 151L74 152H72ZM95 149V148H94ZM112 149H114V151L112 150ZM125 149H127L128 150V153L127 152H123L122 150H125ZM182 149V150H181ZM192 149V148H191ZM234 149V148H233ZM235 149H237V150H241V149H239L238 147H236ZM3 150V149H2ZM67 150V149H66ZM77 150V151H76ZM126 150V151H127ZM157 150V151H158ZM193 150V151H194ZM33 154H32V159L35 161V159H34V157L33 156H35V157H38L39 158V160L38 159H36L37 160V162H36V165L38 164V162L39 163H41V164H39L40 166H43L44 165V163L46 162H44L43 163V156L42 155H40V156H42V157H40L39 156V154L40 153H35V151L36 152H38V150L37 149H33ZM94 151H96V150H94ZM101 151V150H100ZM175 151H177V153L179 154V156H177V154H174L175 153ZM181 151V152H180ZM189 151V150H188ZM193 151L192 152H190L189 154L190 155H194L193 154ZM2 152V151H1ZM7 152V151H6ZM30 153H31V151H29ZM67 152V151H66ZM110 152V153H109ZM211 152V151H210ZM209 152V154H211ZM212 152L215 154L216 153V155L215 156H217L218 154H221L222 152H220V153H217V149H214V148H212ZM234 152V151H233ZM237 152V151H236ZM239 152H241V151H238L237 152V155L238 154H240V155H242L243 153L241 152V153H239ZM13 155H16L15 153H17V152H14V150H13V152H11ZM19 153H24V152H19ZM42 153H44L43 155L46 157V158H48L46 155H45V151H42ZM41 153V154H42ZM94 153H96V152H94ZM99 153V152H98ZM98 153H97V155H95V156H99L98 155ZM116 153V154H115ZM4 154V153H3ZM18 154V153H17ZM35 154V155H34ZM134 154H130L129 156H133ZM184 154V155H183ZM208 154V155H209ZM213 154V155H214ZM244 154H246V153H244ZM24 156H25V154H23ZM27 155H28V153H27ZM31 155V154H30ZM30 155H28V156H30ZM65 155H66V153H65ZM89 155V154H88ZM87 155V156H88ZM181 155V156H180ZM207 155V156H208ZM263 155V156H262ZM9 156H10V154H9ZM21 156H22V154H21ZM21 156H19V157H21ZM86 156V155H85ZM138 156V155H137ZM141 156V155H140ZM167 156V155H166ZM177 156V157H176ZM219 156V155H218ZM221 156V155H220ZM247 156V155H246ZM2 157V156H1ZM8 157V156H7ZM11 157V156H10ZM31 157V156H30ZM76 157V156H75ZM74 157V158H75ZM83 157V156H82ZM101 157V156H100ZM136 157V156H135ZM146 157H142L143 159H146ZM168 157V156H167ZM203 157V156H202ZM237 157V156H236ZM242 157H245V156H242ZM241 157V158H242ZM5 158V157H4ZM9 158V157H8ZM14 158V157H13ZM25 158V157H24ZM28 158V157H27ZM40 158L42 159V160H40ZM44 159V160H47V159ZM77 158V157H76ZM75 158V159H76ZM85 158V157H84ZM95 158V157H94ZM128 158H130V159H132V160H134V164H135V160H137V158H131V157H128ZM127 158V159H128ZM154 158H156V159H154ZM181 158H180V160H178V161H176L174 164H173V166L172 165H170L171 167H174L177 163L178 164H182V166H180V165H178L179 167H183L182 169L183 170H186L185 172L188 174V176H190L189 175V173H191V172H193V173H191V174H193V175H191V176H194V172L195 171H197V169L196 168H193V167H196L195 165L194 166H192V165H190L188 162H185V161H182L181 160ZM209 158V157H208ZM211 158V157H210ZM245 158H247V157H245ZM23 159V158H22ZM26 159V158H25ZM53 159V158H52ZM51 159V160H52ZM72 159V158H71ZM88 159V158H87ZM86 159V160H87ZM106 159V160H105ZM120 159H118V160H120ZM140 158H138V160H139ZM216 159H218V157H215L214 158V160L216 161ZM4 160V159H3ZM67 160V159H66ZM103 159H101L100 161H102ZM118 160H115V161H117V162H115L116 163V165L118 164H120V165H123V166H127L128 164H130V165H134V164H132V162H131V160H121V162L122 161H129V162H131V163H125V165L124 164H122L121 162L120 163H118ZM147 160V159H146ZM146 160H144V161H146ZM158 160H160V163L158 162ZM186 160V159H185ZM194 161H198L197 160V158L196 159H193ZM220 160V159H219ZM219 160H217V162H219ZM241 160V159H240ZM244 160V159H243ZM247 160V159H246ZM1 161V160H0ZM11 161V160H10ZM31 162H32V160H30ZM29 160H28V162H30ZM47 161H50V160H47ZM81 161H83V160H81ZM99 161V162H100ZM104 161H103V163H104ZM110 161H112V162H114L113 160H109V162ZM188 161V160H187ZM250 162V160H247V161H243V162H247L249 165H252V162H251V164L249 163ZM257 161L255 160V162L257 163ZM2 162V161H1ZM0 162V163H1ZM13 162V161H12ZM24 162H26V161H24ZM72 162H74L73 160H72ZM72 162L70 163V164H68V165H70V166H68L67 165V167H68V169H69V167H71V164H72ZM85 162V161H84ZM87 162H89L88 160H87ZM142 162V161H141ZM141 162H137V164L138 163H140V165H141ZM149 162V163H148ZM183 162H185V163H183ZM193 162V161H192ZM191 162V163H192ZM33 164H35V162H32ZM50 162H48V163H45L46 165H47V167L48 166H50V164H49ZM53 163H56V162H53ZM65 164H66V161L64 162ZM77 163V162H76ZM103 163H100V164H102V165H104ZM144 163V162H143ZM145 163V164H146ZM186 163L190 166V167H186ZM214 162H212V164H213ZM263 163V164H262ZM20 164V163H19ZM18 164V165H19ZM23 164V163H22ZM32 164V165H33ZM49 164V165H48ZM52 164V163H51ZM56 164H60V163H56ZM55 164V165H56ZM65 164H63L64 166H65ZM84 164V163H83ZM98 164V163H97ZM109 163H106L105 165L107 166ZM185 166H184V165ZM192 164H195V163H192ZM209 164V163H208ZM211 163H210V165H212ZM4 165V164H3ZM9 165V164H8ZM10 165H13V164H11L10 163ZM54 165V164H53ZM55 165L53 166V167H55ZM84 165H86V164H84ZM110 165H111V162H110V164L108 165V167H110ZM150 165V164H149ZM202 165V164H201ZM205 165H206V163H205ZM209 165V166H210ZM2 166V165H1ZM20 166V165H19ZM18 166V167H19ZM29 166V164L27 165V167ZM59 166H62V165H59ZM72 166H74V165H72ZM79 166H80V162H79ZM88 166H91V162L89 163V165L87 164V166L86 167H88ZM92 166H94L93 165V163H92ZM97 166V165H96ZM134 166H136V165H134ZM133 166V167H134ZM150 166V167H151ZM208 166V165H207ZM208 166V167H209ZM214 165H212V166H210V168H214L213 167ZM18 167H16V168H18ZM23 167V166H22ZM21 167V170L23 169L24 170V168H22ZM34 167V166H33ZM46 167V168H47ZM57 167V166H56ZM81 167V166H80ZM95 167V166H94ZM97 167H100V166H97ZM108 167H106V169L108 168ZM112 167V166H111ZM137 167V166H136ZM166 167H168L167 169H166ZM186 167V168H185ZM251 167H253V166H251ZM26 168V167H25ZM59 168V167H58ZM81 168H83V170H84V167H81ZM90 168H92V167H90ZM102 168V167H101ZM101 168H100V170H101ZM124 168V167H123ZM127 168H128V166H127ZM129 168H131L130 166H129ZM135 168V167H134ZM190 168H193L192 169V171L191 172H189L190 171ZM256 167H254L253 169H254V172H258L256 169H255ZM2 169V168H1ZM0 169V170H1ZM5 169H7L6 167H5ZM28 169V168H27ZM30 169V168H29ZM32 169V168H31ZM41 169V168H40ZM44 169H45V167H44ZM51 169V168H50ZM54 169H56V168H54ZM67 169V168H66ZM72 169H73V167H72ZM80 169V168H79ZM89 169V168H88ZM113 169V168H112ZM150 169V168H149ZM156 169L157 168H153L152 167V170H154V171H152V172H156L157 173V175H159V176H157V175H152V176H156V177H160V176H162V174L164 173V172H161V171H163V170H161V171H159V169L156 171ZM202 169H203V171L204 170H207L209 173H210V171L207 169V167L206 168H204V166L202 167ZM215 169H216V167H215ZM215 169H212V170H214V171H216ZM8 170V169H7ZM13 170H15V169H13ZM20 170V169H19ZM23 170L21 171V172H23ZM47 170H48V168H47ZM46 170V171H47ZM64 170V169H63ZM70 170V169H69ZM74 171H75V169H73ZM92 171V169H89V171ZM99 170V171H100ZM108 171H107V173H106V170H105V172H102V173H105L106 174V178H108V176H109V174H110V172H112V171H110V169H107ZM121 171H124L125 170V168H124V170H122V169H120ZM132 170V169H131ZM131 170H130V172H131ZM188 170V171H187ZM193 170H195V171H193ZM2 171H3V169H2ZM35 171H38V170H35ZM71 171V170H70ZM82 171V170H81ZM114 171H115V168H114ZM117 171V170H116ZM121 171L119 172V173H121ZM129 171V170H128ZM139 171V170H138ZM138 171H136V173L138 172ZM146 171V170H145ZM198 171H199V169H198ZM206 171V172H207ZM31 172V171H30ZM57 172V171H56ZM67 173H68V170L66 171ZM73 172V171H72ZM88 172V171H87ZM109 172V173H108ZM160 172V173H159ZM167 173H165V174H167L168 176H178V175H175L174 173L172 174V175H169V174H171V172L170 173H168V171H166ZM262 172H264V171H262ZM19 173H20V171H19ZM38 173V172H37ZM36 173V174H37ZM70 173L71 172H69L67 175H69L70 176ZM83 173V172H82ZM82 173H80L81 175H82ZM84 173H86V172H84ZM88 173H90V172H88ZM87 173V174H88ZM93 173V172H92ZM97 173V171L94 173V174H96ZM132 173V172H131ZM130 173V174H131ZM145 173V172H144ZM204 173V172H203ZM216 173H217V171H216ZM4 174V173H3ZM7 174V173H6ZM23 174H24V172H23ZM48 174V173H47ZM72 174V173H71ZM100 175H101V172L99 173ZM105 174H103L102 176H100L102 179L103 178H105V177H103V176H105ZM113 174H114V172H113ZM122 174V173H121ZM137 174H139V176H140V179L141 178H144V176H141L140 175V172L139 173H137ZM205 175L207 174V173H204ZM264 174V173H263ZM39 175V174H38ZM52 175H53V173H52ZM74 175V174H73ZM96 175H98V174H96ZM108 175V176H107ZM164 175V174H163ZM167 175H165V178L167 179V180H163L162 181V183H160L159 185H157V186H160V191L162 190L161 188H163V186H162V184H164L165 183V185H168V184H172L173 186L174 185H178V179L179 178H181V176H179V178L177 179V180H174L172 177H169V178H167L168 176ZM211 175H215V176H211L212 178H214V179H216L217 178V180L219 179V177L215 174V173H211ZM63 176V175H62ZM66 176V175H65ZM84 176V175H83ZM112 176V175H111ZM128 176V175H127ZM191 176L189 177V178H191ZM197 176V175H196ZM196 176H194L195 178H196ZM201 176H203L202 177V179H205V177H204V175L203 174H201ZM200 176V177H201ZM259 176V175H258ZM264 176V175H263ZM55 177V176H54ZM64 177V176H63ZM88 176L86 175V178H87ZM97 178H98V176H96ZM110 177V176H109ZM119 177V176H118ZM136 177V176H135ZM138 177V176H137ZM194 177H193V179H194ZM210 177V176H209ZM60 178V177H59ZM66 177H64V179H65ZM75 178V177H74ZM86 178H84V179H86ZM101 178H99V179H101ZM111 178H114L113 176L111 177ZM164 178V179H165ZM172 179L174 182L175 181H177L176 182V184H174L173 182H172V180H169V179ZM4 179V178H3ZM30 179V178H29ZM40 179V178H39ZM49 180H50V178H48ZM54 179H56V178H53V180ZM135 179V178H134ZM133 179V180H134ZM140 179H138V180H140ZM160 179H162L161 177H160ZM182 179V178H181ZM227 178H225V180H226ZM228 179H230V178H228ZM38 180V179H37ZM60 180L62 181V182H65L62 178H60ZM66 180V182H67V179H65ZM68 180H70V178H68ZM75 180V179H74ZM114 180V179H113ZM123 180V179H122ZM136 180V179H135ZM141 180H143V179H141ZM157 180V179H156ZM191 180V179H190ZM195 180V179H194ZM193 180V181H194ZM200 181H201V183H204V181L202 182V180L201 179H199ZM210 179H208V181H209ZM212 180V179H211ZM211 180H210V182H209V184L211 183ZM30 181V180H29ZM40 181V180H39ZM60 181V182H61ZM102 181V180H101ZM105 181V180H104ZM103 181V182H104ZM106 181H107V179H106ZM109 182L110 181H112L111 179L110 180H108ZM107 181V182H108ZM118 181V180H117ZM121 181V180H120ZM132 181V180H131ZM152 181V180H151ZM160 181V180H159ZM165 181V182H164ZM168 181H170L171 183H168ZM183 181V180H182ZM192 181V180H191ZM213 181V180H212ZM218 181H220V182H222L220 179L218 180ZM217 181V182H218ZM230 181H232L231 179L229 180V181H223V182H225V184L224 185H226V189H227V186H229L230 187V190L229 191H231V192H233L232 190H234V188H232L233 186L232 185H235V182L234 181H232L231 182V184L232 183H234V184H230L229 185V183H227V182H230ZM38 182V181H37ZM42 182V181H41ZM74 182V181H73ZM99 181H97L96 183H98ZM113 182V181H112ZM111 182V183H112ZM130 182V181H129ZM139 182V181H138ZM142 182V181H141ZM141 182H139V183H141ZM164 182V183H163ZM188 182V180L186 181V183ZM195 182V181H194ZM222 182V183H223ZM258 182H264V178L262 179V181L261 180H258ZM35 184H36V182H34ZM58 183H59V181H58ZM79 183V182H78ZM123 183V182H122ZM132 183V182H131ZM166 183H168V184H166ZM192 184H193V182H191ZM213 183L215 184V186H214V184H211V186H214V187H216V185H218V183H215L214 181H213ZM222 183H219V184H222ZM49 184V183H48ZM53 184H55V183H53ZM61 184V183H60ZM68 184V183H67ZM76 184V183H75ZM110 183H108V185H109ZM117 184H118V182H117ZM126 184V183H125ZM144 183H141V186L143 185ZM146 184V183H145ZM144 184V185H145ZM179 184H180V181H179ZM3 185V184H2ZM28 185V184H27ZM32 181H31V184H30V188H32ZM72 185V184H71ZM71 185H69L68 184V189H70V188H73ZM98 185H99V183H98ZM131 185V184H130ZM136 185V187H137V184H135ZM150 185V184H149ZM171 185V186H172ZM190 185V184H189ZM194 185V184H193ZM196 185H200L199 183L198 184H196ZM242 183L241 184H239V186H241L242 187ZM262 185H264L263 183H260V185H259V187L260 186H262ZM37 186V185H36ZM41 186H42V184H41ZM63 186H65V185H63ZM70 186V187H69ZM103 186V185H102ZM110 186V185H109ZM117 186V185H116ZM118 186H122V185H118ZM123 186H125V185H123ZM132 186V185H131ZM162 186V187H161ZM195 186V185H194ZM193 186V187H194ZM203 186V185H202ZM205 186V185H204ZM55 187V186H54ZM83 187H84V185H83ZM86 187V186H85ZM105 187V186H104ZM108 187V186H107ZM111 187V186H110ZM127 187V186H126ZM135 187V188H136ZM143 187V186H142ZM142 187H140L139 186V188H142ZM175 187V186H174ZM219 187V186H218ZM241 187H239V189L241 190L242 188ZM43 188V187H42ZM62 188V187H61ZM66 188V186L64 187V189ZM117 188V187H116ZM115 188V189H116ZM121 188V187H120ZM124 188V187H123ZM122 188V189H123ZM139 188L136 190V191H138L139 190ZM150 188V187H149ZM158 188V187H157ZM168 187L166 186V188H165V186H164V188H163V190L162 191H164V189L166 190ZM181 188V187H180ZM179 188V189H180ZM201 188V187H200ZM205 188H208V187H205ZM213 188V187H212ZM211 188V189H212ZM220 188H222V186L220 187ZM220 188L219 189H217V190H219V192H218V194H220L222 191H225V190H223V189H221L222 191H220ZM224 188V187H223ZM257 188V190H258V187H256ZM44 189V188H43ZM48 189V188H47ZM59 189V188H58ZM63 189V188H62ZM62 189H60L61 191H62ZM102 189V188H101ZM107 189V188H106ZM110 189V188H109ZM134 189V188H133ZM214 189V188H213ZM246 189V187H244V190ZM260 189V188H259ZM1 191H2V188L0 189ZM38 190H40V189H38ZM56 190V189H55ZM54 190V191H55ZM60 190H59V192H60ZM84 190V189H83ZM108 190V189H107ZM119 190L120 189H118L117 190V192H119ZM130 190V189H129ZM129 190H127L126 192H129ZM158 190V189H157ZM175 190V189H174ZM173 190V192L174 193H176L175 191ZM199 190V189H198ZM209 190V189H208ZM236 190H237V187H236ZM243 190V189H242ZM261 190H263V189H261ZM261 190H260V193H262V194H264V191L263 192H261ZM53 191V192H54ZM64 191V190H63ZM72 191H74V188L72 189ZM89 191V190H88ZM106 191V190H105ZM135 190H133V192H134ZM202 191V190H201ZM235 191V190H234ZM259 191V190H258ZM42 193H44V190L43 191H41ZM103 192V191H102ZM124 192V191H123ZM146 192H149V191H146ZM214 192H216V189H215V191ZM228 192V191H227ZM2 193H3V191H2ZM31 193V192H30ZM52 193V192H51ZM62 193V192H61ZM104 193V192H103ZM116 193V192H115ZM114 193V194H115ZM125 193V192H124ZM124 193H122V194H120V195H123ZM131 193V192H130ZM129 193V194H130ZM152 193V192H151ZM160 193V192H159ZM178 193H179V191H178ZM195 193V192H194ZM199 193H200V191H199ZM210 193H212L213 194V192H211L210 191ZM223 193H226V192H223ZM71 194H72V192H71ZM87 194V193H86ZM85 194V195H86ZM105 194V193H104ZM129 194H127V195H129ZM149 194V193H148ZM158 194V193H157ZM200 194H202V193H200ZM216 194V193H215ZM233 194H237V193H235V192H233V193H231V194H229V195H232V196H229V197H237V196H233ZM3 195H5L4 193H3ZM58 195V194H57ZM61 195V194H60ZM73 195V194H72ZM88 195H90V194H88ZM99 194H97V196H98ZM109 195H111V194H109ZM125 195V194H124ZM169 195H171V194H169ZM175 195V194H174ZM178 194L176 193V196H177ZM205 195V194H204ZM208 195V194H207ZM214 195V194H213ZM228 195V194H227ZM238 195V197H240V198H243L244 196H242V194H240L241 196H239V194H237ZM2 196V195H1ZM6 196H9V194L8 195H6ZM61 196H63V194L61 195ZM74 196L75 195H73V196H71V197H69V198H74ZM92 196V195H91ZM104 196V195H103ZM106 196H108V195H106ZM106 196H104V197H106ZM115 196H117V197H119L118 195H115ZM158 196L160 197V195L158 194ZM181 196H182V193H181ZM184 196V195H183ZM260 196H261V194H260ZM259 196V197H260ZM64 197L65 196H63V199H64ZM76 197V196H75ZM117 197H115V198H113V199H116ZM125 197V196H124ZM123 197V198H124ZM149 197V196H148ZM151 197V196H150ZM168 196H166V198H167ZM178 197V196H177ZM177 197H175V198H177ZM215 197H216V195H215ZM220 198H221V196H219ZM237 197V198H238ZM259 197H257V198H259ZM4 198L6 199V197L4 196ZM46 198V197H45ZM44 198V199H45ZM66 198V197H65ZM68 198V199H69ZM99 198V197H98ZM97 198V199H98ZM107 198V197H106ZM153 198V197H152ZM166 198H164V199H166ZM179 198H180V196H179ZM178 198V199H179ZM182 198H184L185 199V197H182ZM206 198H209V196L208 197H206ZM2 199V198H1ZM10 199V198H9ZM57 199H58V197H57ZM60 199V198H59ZM75 199H77V198H75ZM109 199H111V198H109ZM126 199V198H125ZM128 199V198H127ZM146 199H148V198H146ZM190 199V198H189ZM228 199V198H227ZM226 199V200H227ZM234 199V201H236L235 200V198H229V200H231L230 202H227V203H232V202H234V201H232ZM244 199V198H243ZM11 200V199H10ZM67 200V199H66ZM70 200V199H69ZM122 200V199H121ZM133 201V199H130V200H128V201ZM163 200V199H162ZM209 200V199H208ZM213 200V199H212ZM238 200V205H236V209H237V211H241L240 209H243V207H242V202L240 203V199H237ZM245 200V199H244ZM258 199H254V201L258 204V202L259 201H257ZM45 201H46V199H45ZM52 201H54V200H52ZM62 201V200H61ZM73 201H75L74 199H73ZM82 201H84V200H82ZM111 201H113V200H111ZM115 201V200H114ZM136 201V204H137V200H136V198L134 199V202ZM175 201H177V199L176 200H174V202ZM205 202H206V199L204 200ZM211 200H209V203L211 204V202H210ZM219 201H221V200H219ZM251 201H253V200H251ZM253 201V202H254ZM63 202V201H62ZM65 202H67V201H65ZM71 202V201H70ZM110 202V201H109ZM118 202H119V200H118ZM117 202V203H118ZM127 202V201H126ZM133 202V203H134ZM139 202V201H138ZM166 202V201H165ZM177 202H179V201H177ZM213 202V201H212ZM224 202V201H223ZM226 202V201H225ZM245 202L247 203L248 201L247 200H245ZM7 202H5V204H6ZM58 203H60V202H58ZM85 203V202H84ZM132 203V202H131ZM141 203V202H140ZM148 202L146 201V203H144L145 205L147 204ZM157 203V202H156ZM226 203V204H227ZM261 203H264V201L263 202H261ZM62 205H63V203H61ZM65 204V203H64ZM70 204V203H69ZM80 204V203H79ZM116 204V203H115ZM127 204V203H126ZM136 204H134V205H136ZM175 204V203H174ZM188 204H189V202H188ZM201 204H202V201H201ZM206 204L208 205V203L206 202ZM250 204V203H249ZM248 204V207L250 206ZM251 204H255V203H252L251 202ZM60 205V204H59ZM58 205V206H59ZM67 205V204H66ZM71 205V204H70ZM108 205H109V203H108ZM111 205H112V203H111ZM117 205H120V202H119V204H117ZM128 205V204H127ZM133 205V204H132ZM140 205V204H139ZM139 205H136V206H133L134 207V210H136L135 208L136 207H138ZM150 205V204H149ZM186 205V204H185ZM246 205V204H245ZM259 205V204H258ZM257 205V206H258ZM262 205V204H261ZM261 205H259V206H261ZM264 205V204H263ZM8 206V205H7ZM7 206H6V209H7ZM10 206H12V205H9V207ZM47 206H49V205H47ZM61 206V205H60ZM73 206V205H72ZM71 206V207H72ZM110 206V205H109ZM152 206V205H151ZM166 206H167V208H168V205H165V208H166ZM174 206V205H173ZM172 206V207H173ZM194 206V205H193ZM205 206V205H204ZM224 206V205H223ZM229 207H230V205H228ZM234 206V205H233ZM251 206H253V205H251ZM16 207V206H15ZM66 207V206H65ZM70 207V208H71ZM121 206H118L117 208H120ZM130 207V206H129ZM128 207V208H129ZM143 207V209H148V207H145L144 208V206H142ZM175 207V206H174ZM179 208H180V206H178ZM190 207V206H189ZM198 207H199V205H198ZM207 207V206H206ZM208 207H210V206H208ZM225 207V206H224ZM228 207V210L230 209ZM238 207H241V208H239L238 209ZM255 207V206H254ZM253 207V208H254ZM263 207V206H262ZM4 208V207H3ZM60 208V207H59ZM73 208V207H72ZM141 208V207H140ZM150 208V207H149ZM164 208V207H163ZM164 208V209H165ZM166 208V209H167ZM171 208V207H170ZM169 208V209H170ZM183 208V207H182ZM191 208V207H190ZM196 208V207H195ZM250 208V207H249ZM253 208H251V209H253ZM41 209V208H40ZM106 209V208H105ZM142 209V208H141ZM140 209V210H141ZM154 209V208H153ZM152 209V210H153ZM165 209V210H166ZM193 209V208H192ZM222 209V208H221ZM247 209V208H246ZM255 209V208H254ZM264 209V208H263ZM4 210H5V208H4ZM9 210V209H8ZM11 210V209H10ZM28 210V209H27ZM54 210V209H53ZM66 209H64V211H65ZM72 210V209H71ZM85 210V209H84ZM108 210H109V208H108ZM156 210V209H155ZM164 210V211H165ZM171 210H173V209H171ZM176 209H174V211H175ZM205 210H208V209H205ZM212 210V209H211ZM227 210V208L225 209V210H223L224 211V213L225 212H228V211H226ZM231 210H234V209H231ZM245 210V209H244ZM244 210H242L241 212H244ZM13 211V210H12ZM42 211V210H41ZM59 211H60V209H59ZM109 211H111V210H109ZM149 211H151V210H149ZM168 210H166V212H167ZM187 211V210H186ZM210 211V210H209ZM218 211V210H217ZM234 211H236V210H234ZM248 211H249V209H248ZM40 211L38 210V213H39ZM44 212V211H43ZM68 212V211H67ZM86 212V211H85ZM116 212H117V210H116ZM134 212V211H133ZM140 212V211H139ZM183 212H185V211H183ZM210 212H213V211H210ZM220 212H221V210H220ZM232 212V211H231ZM240 212V213H241ZM250 212H252V211H250ZM249 212V213H250ZM264 211H262V213H263ZM14 214H15V212H13ZM82 214H83V211L81 212ZM113 213H115V212H113ZM130 213H132V211L130 212ZM142 213V212H141ZM144 213H146V211L144 212ZM144 213H142L143 215H144ZM174 213V212H173ZM178 213V212H177ZM176 213V214H177ZM198 213V212H197ZM204 213H205V211H204ZM216 213V212H215ZM214 213V214H215ZM223 213V212H222ZM239 213V214H240ZM249 213H244V214H246V215H248ZM253 213V212H252ZM6 214V213H5ZM45 214V213H44ZM68 214V213H67ZM134 216L133 217H136L135 216V212L134 213H132ZM165 214H168V212L167 213H165ZM169 214H170V216H171V212H169ZM169 214H168V217H170L169 216ZM194 214V213H193ZM214 214H212V215H214ZM232 214V213H231ZM238 214V213H237ZM237 214H235L236 216H238L237 218L238 219H236V220H238V224H239V220H243L244 221V223H245V218H248V216H243V217H245L244 219H243V217H241L242 215L240 214V216L239 215H237ZM2 215V214H1ZM11 215V214H10ZM15 215H17V213L15 214ZM83 215H85V214H83ZM147 215V214H146ZM216 215V214H215ZM226 215H227V213H226ZM235 215H234V218H235ZM255 214L253 213V215L252 214H250V216H252V218H254V220H256V217L254 216ZM263 215V214H262ZM9 216V215H8ZM54 216V215H53ZM68 216V215H67ZM77 216V215H76ZM129 216H131V214H129ZM151 216V215H150ZM167 216V215H166ZM184 216H185V214H184ZM204 216V215H203ZM211 216V215H210ZM220 216H222V215H220ZM261 216V215H260ZM44 217H45V215H44ZM49 217H50V215H49ZM80 216H78V218H79ZM85 217H87V215L85 216ZM161 217V216H160ZM174 217H176V215L174 216ZM180 217V216H179ZM185 217H187V216H185ZM189 217V216H188ZM233 217V216H232ZM239 217H241L242 219H239ZM51 218V217H50ZM58 218V217H57ZM95 218V217H94ZM128 218H130V217H128ZM145 218V217H144ZM152 218V217H151ZM184 218V217H183ZM208 218H210V217H208ZM212 218H216L215 216H212ZM226 218H228V219H226V220H229L230 221V218L229 217H227L226 216ZM232 219L233 220V222H235L234 220L235 219ZM250 218V217H249ZM1 219H2V217H1ZM18 219V215L16 216V218H15V220H17ZM87 219V218H86ZM95 219H97V218H95ZM102 218H100L99 220H101ZM140 219V218H139ZM148 219V218H147ZM158 219V218H157ZM170 219H172L173 220V217L172 218H169V220ZM177 219V218H176ZM176 219H174V220H176ZM184 219H187V218H184ZM223 219V218H222ZM258 219V218H257ZM263 219V218H262ZM7 220V219H6ZM81 220V219H80ZM84 221H85V219H83ZM104 220V219H103ZM110 220H111V218L109 219V222H110ZM132 220V219H131ZM140 220H142V219H140ZM149 220V219H148ZM151 220V219H150ZM161 220V219H160ZM225 220V221H226ZM249 220V219H248ZM1 221V220H0ZM20 221V220H19ZM48 221V220H47ZM50 221V220H49ZM52 221V220H51ZM102 221V220H101ZM112 221V220H111ZM127 221H129V219L127 220ZM135 221V220H134ZM134 221H132V222H134ZM179 221H180V219H179ZM193 221H195L196 222V220H193ZM257 221V220H256ZM261 221H263L264 222V220H261ZM259 222L260 223V225H261V223H263V222ZM2 222V221H1ZM16 222V221H15ZM81 222V221H80ZM95 223H96V221H94ZM131 222V223H132ZM140 221H136V223H139ZM149 222V221H148ZM153 222V221H152ZM160 222V221H159ZM161 222H163V221H161ZM181 222H183V220L181 221ZM199 223H202L201 221H198ZM252 222V221H251ZM251 222H250V224H251ZM11 223V222H10ZM21 223V222H20ZM20 223H17V224H19L20 225ZM94 223V224H95ZM103 223H105L104 224V227H105V225L107 226V222H102V224ZM113 223V222H112ZM129 223V222H128ZM128 223H126L127 225H128ZM155 223V222H154ZM173 223V222H172ZM197 223V222H196ZM196 223H194V224H196ZM223 223H224V221H223ZM227 223V222H226ZM229 223V222H228ZM237 223H234L235 225L237 224ZM241 223H243V222H241ZM249 223V222H248ZM259 223H257L256 222V224L258 225ZM17 224H15V225H17ZM84 224H85V222H84ZM93 224V222H92V225L91 226H93L94 225ZM102 224L100 225V224H97V226L99 225L100 227L102 226ZM158 224H160V223H158ZM158 224H156V225H158ZM165 224V223H164ZM180 224H182V223H180ZM191 224H193L192 222L190 223V225ZM237 224V225H238ZM18 225V227H20ZM81 225H82V223H81ZM96 225V224H95ZM110 225V224H109ZM130 225V224H129ZM134 225H136V224H134ZM145 226H146V224H144ZM154 225L155 224H153L152 226L154 227ZM172 224H170V226H171ZM179 225V222H178V220H176V222H174V226H175V228H176V226H178ZM198 225V224H197ZM232 225V224H231ZM245 225V224H244ZM244 225H242L243 227H247V225L246 226H244ZM249 225V224H248ZM263 225V224H262ZM22 226H23V223H22ZM25 226V225H24ZM37 226V225H36ZM135 227V226H133V225H130V227ZM202 226H204V223L202 224ZM226 226H228V227H226ZM234 226V225H233ZM239 226V225H238ZM240 226H241V224H240ZM6 227V226H5ZM17 227V228H18ZM94 227V226H93ZM93 227H89V228H91V229H93ZM99 227V228H100ZM131 227V229H135V228H132ZM149 227V226H148ZM156 227V226H155ZM158 227H159V225H158ZM172 227V226H171ZM183 227V226H182ZM196 227H199V225L198 226H196ZM235 227V226H234ZM233 227V228H234ZM252 227V226H251ZM250 227V228H251ZM259 227V226H258ZM262 227H264V226H262ZM262 227H260V229L262 228ZM3 228V227H2ZM103 228V227H102ZM107 228H110L109 226H107ZM107 228H105L106 230H108ZM151 228V227H150ZM173 228V227H172ZM185 228V227H184ZM227 228H231V227H229V225L228 224H226L225 225V228H224V225H223V229L225 230H215L216 231V235L217 234H219V232L217 233V231H220L221 233H223V232H227V231H229L230 229H227ZM238 228V227H237ZM241 228V227H240ZM240 228H239V230L238 229H235L234 231H232V233L229 231L228 232V234L230 233L231 235L233 234V238H229L231 235H228L227 236V234H222V235H224V239H221V233H220V236H218V237H220L219 239H217V240H219V241H221V240H225L226 242H219L218 241V243H220L221 245H219L218 243H217V246L219 245V246H223V245H227V246H234V247H231L232 248V251L233 252H236V247L239 249L240 247V245L239 246H237L238 244H240V242L241 241H239V239H242V236L243 235H247L246 233L245 234H243L242 236H240L241 235V233L239 232V237L237 236L236 237V235H238V234H236V235H234V233H235V231H241L243 228H241V230H240ZM249 228V227H248ZM249 228V229H250ZM253 228V227H252ZM254 228L256 229V227H255V225H254ZM26 229H28V227L26 228ZM96 229V228H95ZM105 229H102V231H104V232H106L105 231ZM141 229H143V228H141ZM166 229V228H165ZM171 229V228H170ZM179 229H181V228H178V229H176V230H174V229H172L176 234H178L179 233V231H177V230H179ZM197 229V228H196ZM222 229V228H221ZM248 229V231H250ZM259 228H257V230H255L256 231V233H263V228H262V230H258ZM87 230V229H86ZM99 230V229H98ZM144 230V229H143ZM142 230V231H143ZM151 229H149V231H150ZM154 230V229H153ZM160 230H161V228H160ZM182 230H184V229H182ZM207 230V229H206ZM247 230V229H246ZM13 231H15V229L13 230ZM38 231V230H37ZM43 231V230H42ZM88 231V234H89V231H91L90 229H88L87 230ZM95 231V230H94ZM133 231V230H132ZM162 231V230H161ZM181 231V230H180ZM187 231V230H186ZM200 231V230H199ZM223 231V232H222ZM254 230H252L251 232H253ZM259 231H262V232H259ZM16 232H18V231H16ZM100 232V231H99ZM148 232V231H147ZM174 232H172V233H174ZM208 232V231H207ZM234 232V233H233ZM243 232V231H242ZM37 233H41V232H37ZM46 233V232H45ZM94 232H92V234H93ZM96 233V232H95ZM107 233H109V231H107ZM133 233H137V231H133ZM132 233V234H133ZM149 233V232H148ZM151 233H155V232H150L149 234H151ZM160 233V232H159ZM165 233V232H164ZM182 233V236L184 235L183 233H185V231H183V232H181ZM187 233V232H186ZM197 231L195 230V233L194 234H196L197 235ZM210 233H213V232H210ZM215 233V232H214ZM237 233V232H236ZM248 233V232H247ZM17 234V233H16ZM21 234V233H20ZM91 234V235H92ZM97 234V233H96ZM96 234H94V235H96ZM138 234H140V236H142L141 234H144V233H141V232H139L138 231ZM253 234V233H252ZM103 235H105V234H103ZM155 235V234H154ZM164 234H162V237H160V238H162V239H164V237H166V236H163ZM169 235V234H168ZM172 235H175V234H172ZM187 235V234H186ZM186 235H185V237H186ZM207 235H211V234H206V236H204V239L207 237V239H205V243H204V247L205 246H207L206 244L209 242L208 241V238H209V236H207ZM251 235V234H250ZM261 235V234H260ZM30 236V235H29ZM40 236V235H39ZM93 236V235H92ZM97 236H98V234H97ZM156 236H158V235H156ZM155 236V237H156ZM171 236V235H170ZM178 237V241H180V240H182L183 241V243H184V241H186L187 239H179V238H181V237H179V235H177ZM225 236H227L226 238H225ZM262 236V235H261ZM28 237V236H27ZM155 237H153L154 239H155ZM185 237H182V238H185ZM194 237V236H193ZM196 237V236H195ZM236 237V238H235ZM29 238V237H28ZM140 238V237H139ZM146 238L147 239H149V237H147L146 236ZM146 238H144V241H145V239ZM151 238V240L153 239L152 237H150ZM172 238V237H171ZM171 238H169V239H171ZM211 238H213V237H210V239ZM227 238H229V239H227ZM249 238V237H248ZM248 238H246L247 240H248ZM250 238H252L253 240H256V238H253L252 237V235H251V237ZM249 238V239H250ZM173 239V238H172ZM171 239V240H172ZM188 239H189V237H188ZM196 239V238H195ZM227 239V240H226ZM252 239H250V240H248V241H251ZM258 239H260V241H263V243H261V244H258V242L257 241H255L256 242V244L257 245H260V247L262 246L263 248H264V239L262 240L259 236H258ZM29 240V239H28ZM99 239H97V241H98ZM100 240H101V238H100ZM142 240L143 239H141L140 241L139 240H137L138 241V244H140L139 246L140 247H142V248H140V250H138L139 249V246H138V244H136L137 243V241H135L136 243L134 244V246H136L137 248H135L136 250H137V252L139 253V251H141L142 252V250H143V245L141 244V242H142ZM156 240V239H155ZM166 240V239H165ZM165 240H162V241H164L165 242ZM190 240V239H189ZM229 240V241H228ZM231 240V241H230ZM234 240L236 241L235 243H238L237 245L235 244V243H233L234 242ZM238 240V241H237ZM246 240V241H247ZM14 241V240H13ZM97 241H92L91 242V244H94V242H97ZM147 241H149V240H147ZM188 241V240H187ZM192 240H190V242H191ZM194 241V240H193ZM158 241H156V243H157ZM167 242H169V240L167 241ZM189 242V243H190ZM196 242V241H195ZM195 242H193V243H195ZM214 242H216V240H214ZM228 242L229 243H231L230 245L228 244ZM149 243H152V242H149ZM192 243V244H193ZM224 243V244H223ZM251 243V242H250ZM250 243L248 242V244L250 245ZM168 244V243H167ZM191 244V243H190ZM244 244H245V242H244ZM255 244V243H254ZM255 244V245H256ZM3 245V244H2ZM213 245V244H212ZM212 245L210 246V247H212ZM249 245H247V246H249ZM4 246V245H3ZM150 246V245H149ZM180 246V245H179ZM218 246V247H219ZM236 246V247H235ZM246 246V245H245ZM246 246V247H247ZM254 246V245H253ZM18 247V246H17ZM175 247V246H174ZM184 247V246H183ZM182 247V248H183ZM203 247V248H204ZM257 247V246H256ZM261 247V248H262ZM146 247H144V249H145ZM215 248H217V247H215ZM220 248V247H219ZM262 248V249H263ZM142 249V250H141ZM148 249V248H147ZM154 249H156V248H154ZM223 249V248H222ZM225 249H227V247H225ZM224 249V250H225ZM230 249V248H229ZM234 249V250H233ZM7 251H8V249H6ZM22 250V249H21ZM24 250H25V248H24ZM136 250H134V249H132V251L133 252H135L134 254V256H137V252H136ZM175 249H173L172 251H174ZM205 251H206V249H204ZM14 251V250H13ZM16 251V250H15ZM154 250H152L151 251V249H150V251H147V253H149V254H151V253H155V252H153ZM175 251H177V250H175ZM174 251V253H176L177 254V252H175ZM195 251H197L198 252V256H200L199 255V251L200 250H198V249H195ZM195 251H193L194 253H196ZM229 251H231V249L229 250ZM9 252V251H8ZM261 252H263V251H261ZM20 253V252H19ZM28 253V252H27ZM143 253V255H146V252H142ZM172 253V252H171ZM193 253V255L194 256H196L197 254H194ZM208 253V252H207ZM13 254V253H12ZM90 254H92V253H90ZM89 254V255H90ZM149 254L148 255H146V256H149ZM156 254H158V253H156ZM202 254V253H201ZM213 254L214 253H212V256H213ZM28 255H30L31 256V254H28ZM62 254H60V256H61ZM92 255H94V254H92ZM103 255H105V254H99V256H102L103 257ZM161 255V254H160ZM209 256H211L210 254H208ZM263 255V254H262ZM6 256V255H5ZM26 256V255H25ZM59 256V257H60ZM71 256V255H70ZM140 256V255H139ZM151 256V255H150ZM154 256H156L157 257V255H153V256H151L152 258L154 257ZM162 256H165V255H162ZM197 256V257H198ZM7 257H9V254L7 255ZM62 257H64V255L62 256ZM62 257L60 258V259H62ZM69 257V256H68ZM77 257H79L78 259H80V256H77ZM76 257V258H77ZM90 257V256H89ZM92 257V256H91ZM94 257H95V255H94ZM160 257V256H159ZM167 257H169V256H166V259H168ZM203 257H204V255H203ZM215 257V256H214ZM220 257H221V254H220ZM11 258H13V257H10V260H12ZM15 258H17V257H15ZM52 257H50V260H53V259H51ZM53 258H55V256H53ZM74 258V257H73ZM96 258V257H95ZM140 258V257H139ZM144 257H142V258H140V259H143ZM262 258H263V256H262ZM14 259V258H13ZM81 259H83V257L81 258ZM101 258H98V259H96V260H98V261H100L101 262V260H100ZM137 259H138V256H137ZM157 259V258H156ZM162 259V258H161ZM198 259V258H197ZM202 260L204 259V258H201ZM207 259H209V257H206V260ZM216 259V258H215ZM220 259V258H219ZM5 260V259H4ZM9 260V259H8ZM47 260H49V259H47ZM70 260H72V259H70ZM69 260V261H70ZM90 260H92V259H90L89 258V261ZM105 260V259H104ZM199 260V259H198ZM214 260V259H213ZM221 261V264H222V259H220ZM229 260V259H228ZM231 260V259H230ZM60 261H62V260H60ZM59 261V262H60ZM69 261H66V262H69ZM80 261V260H79ZM83 261V260H82ZM85 261V260H84ZM95 261V260H94ZM143 261V260H142ZM153 261V260H152ZM210 261V260H209ZM208 260L207 261H205V262H209ZM217 261V260H216ZM19 262V261H18ZM28 262H30V261H28ZM64 262V261H63ZM74 262H76L75 260H74ZM78 262V261H77ZM87 262V261H86ZM103 262V261H102ZM134 262H136V260L134 261ZM145 264L146 263H149V264H154L155 262H157V263H160L159 261H157V260H155L154 262H151L150 261V259H148V260H144L143 261ZM151 262V263H150ZM215 262V261H214ZM220 262H218V264L220 263ZM263 262V261H262ZM8 263H9V261H8ZM11 263H13L12 261H10V264ZM24 263V262H23ZM71 263V262H70ZM80 264H85V263H82L81 261L79 262ZM92 263V262H91ZM95 262H93L92 264H94ZM104 263H107V262H104ZM108 263H112V262H108ZM138 263V262H137ZM168 263H170V261L168 260ZM217 263V262H216ZM29 264H31V263H29ZM60 264H62L61 262H60ZM67 264V263H66ZM72 264H74V263H72ZM76 264V263H75ZM87 264H89V262H87ZM100 264V263H99ZM171 264V263H170ZM194 264H196V263H194ZM199 264V263H198ZM203 264V263H202ZM208 264V263H207ZM209 264H211V263H209Z\"/></svg>","mask_w":264,"mask_h":264},{"label":"clouds","instance_id":"3","mask_svg":"<svg viewBox=\"0 0 264 264\" xmlns=\"http://www.w3.org/2000/svg\"><path fill=\"white\" fill-rule=\"evenodd\" d=\"M45 63L51 70V76L63 81L67 76V91L81 94L91 87V81L98 79L97 73L79 62V53L63 49L45 56Z\"/></svg>","mask_w":264,"mask_h":264}]
</instances>
